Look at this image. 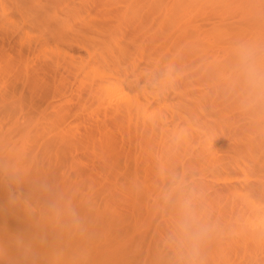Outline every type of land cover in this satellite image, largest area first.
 Instances as JSON below:
<instances>
[{
	"label": "rangeland",
	"instance_id": "obj_1",
	"mask_svg": "<svg viewBox=\"0 0 264 264\" xmlns=\"http://www.w3.org/2000/svg\"><path fill=\"white\" fill-rule=\"evenodd\" d=\"M6 1V0H5ZM5 1L3 0V2L5 3ZM31 1H33L34 3L33 4H31L32 2ZM37 1H38V4H37ZM29 0L28 2H31L30 4V6H27L29 3L28 2H26L25 0L24 1H22V0H19V2L17 1V3H16V1L15 0H10V2H12L13 4H12V7H11V3L9 2V0L8 1H6V4L4 5V7L6 6V7H9V11H8V15L9 16H11L10 14H12L13 15V21H14V23H15V25H19V23H20V25L22 26V24L24 23V21H25V24H23L24 26L25 25H27L28 27H29V29L30 30H32L31 28H33L34 29V31L32 30L31 31V33L32 32H36V34L35 33H33V35L35 34V36L39 33V34H41L42 35V37L44 38V41L45 42H48V44H50L51 42V47H54L55 48V46L56 47H59V49H61V50H59L60 51V53H58V54H61L62 52H63V55H57V57L56 58H53L54 56H55V54L53 53V54H48V52H46L45 54L46 55H39V58H38V60L36 59L37 57H38V54H41V53H37L36 54V50H38V48L35 50L36 52H35V55L37 56V57H32L33 59H35L34 61H30L28 58H30V55H32V56H35L34 55V52L32 53V54H30L29 56H28V54L29 53H27L26 55L28 56H24L25 55V52L23 53L22 52V50L23 49H21L22 47V45L20 46V43H19V41L22 39L23 40V38H20V37H18L17 38V36H21V34L19 33V31L17 32V31H15V33H16V35H15V33H14V30H13V32H11L10 30H8V28L7 29H5L4 30V27L5 26H1V25H3V23H4V25H6V23L5 22H3V20L2 19H4L3 17H2V19H0V34H3V35H0V36H2V38L4 39V41L1 39V37H0V44L1 43H3V42H5V40H7L6 41V43H4L6 46H4V48H5V52H6V50H7V52L9 53H7L8 55H7V58H6V53H4L5 54V58L6 59H1V60H5V61H3V62H0V65H3V66H1V67H3V68H1L0 67V76L2 77H0V93H3V94H5L6 93V91H4L5 90V88H6V90H7V92H8V90H10V88L8 87H6V85L5 84H7L8 86H9V82L11 83V81H13V84L11 83L10 85H12L13 86V88L16 86V88L18 89V91H17V89L16 88H14L13 90H14V92H18V94L17 93H15V95H14V93L12 92L11 93V95H13L12 97H13V101L14 100H16L18 97H20V96H22L21 95V93H19V91L22 89L23 91H24V93L25 94H28V96H29V94L31 95V97L34 99V100H29V99H31L30 97H28L29 99L27 100L26 99V103L27 102H29L30 104H34V101H35V104H37V105H35V108H39V111H41V110H44L45 111V114H47V118H46V120L45 121H47V122H49L50 124L52 123V125H53V127H49L50 129H52V128H54V129H56V130H54V129H52V132H53V134L55 135V133H54V131L55 132H57V131H59L60 129V131H62L63 129H67V130H69L68 128H70V132H72L71 131V128H72V130L74 129V131L73 132H75L78 136L77 137H79V138H81L82 139V141H83V143H82V147H80V149H78V151H76V154H79V156L81 155V160L83 161H81L80 159H77L78 161L80 160V162L81 163H83L84 165L82 166L83 168H84V171H86L85 172V175H84V178L82 177V176H80L79 178H77L78 180H80V178L82 177L85 181H86V178L87 179H89V178H91V179H93L95 176L96 177H99V173L101 174V173H103L104 175H107V177L110 179V178H112L111 177V173H112V175H113V172H114V169H113V172H111V170L112 169H109V168H111V166H114L113 164L112 165H107V163H109L110 164V157L108 158V157H106V159H109V161L108 160H106L107 162H105L104 163V161L105 160H102V159H104V156H106V154H104V153H106V152H103L102 150H101V147H99L100 145H99V141H97V143L98 144H96V143H90L91 141H88V143H87V139L89 138L88 136H90V134L92 133V131H93V135H96L97 136V133H100V134H98V136L100 137V138H102L103 136H107L108 134L106 133V132H109V135H110V138H111V136H112V138H114L113 140H118V144L120 145V143H124V146L123 147H127V149H126V147H125V149L127 150V152H130V151H132V150H137V149H140V146H141V149H143V150H141L140 149V151L138 150V153H137V151H135V152H133L132 151V153L130 152V156L129 157H132V155L134 154V153H137L139 156H141V157H143V158H141L140 160V164H139V170H138V172H140V173H137V175H142L143 177H139L138 176V180H139V182L141 183V182H144V181H146V185H144V183H143V186L145 187H148V188H146V191H145V189H144V187H143V191H145V192H147V189H148V195H153V194H151V188H152V190L154 191V192H152V193H154L155 195H153V197H157L156 198V204H155V207L153 208V213L154 212H156L155 214H151V212H150V215L148 216V214H147V210H144L143 209V211L144 212H146V213H144L141 209L142 208H140L139 209V207L140 206H138V213H142L141 215L140 214H138V215H140V216H142L143 218H144V216H143V214L145 215V216H147L148 218H149V220L148 221H151V222H153V223H151V227H153V226H157L156 227V229L157 230H159V231H156V229H155V231L153 232V233H156L155 235L157 236V232H161L162 233V235L163 236H165L167 239L169 238L172 242L171 243H175V242H173V237L174 236H172L173 234L174 235H176L175 234V232L173 231V229L175 230V228L173 227V223H174V220H176V219H174V217L176 218L177 217V220H178V218H180L179 220L181 221V223H185L186 221L189 223L190 221H192V223L191 224H193V222H197V223H199V222H203L204 221V223H210L209 225V229H210V231H211V234H213L212 236L213 237H215L216 236V238H217V234L219 235V238H221L220 240H221V242H223V246L224 247H227L229 250H226V249H223L225 252H223V253H227V255H229V256H231V257H233V259H235L234 260V262L236 261V262H239L240 261V263L242 262L241 260H243V258L244 257H247L248 255H250V256H248L249 258H246V259H244V264L246 263V264H253V262H254V264L256 263V264H264V260H262V259H264V253H261V252H264V247H261L260 245L257 247V244H255L254 242V246L252 247V245H253V243L251 244V247H249V251H246L247 249L245 248L246 246H245V243L247 244H249V242H243L244 241V239H243V237L245 236V235H243V233L245 234V232L246 231H248L249 232V230H250V227H249V229H248V226L249 225H247V224H244V223H247L249 220L248 219H246L247 217H248V215H250V217L249 218H251V217H255L256 216V211H258V212H260V214L261 213H264V210H262V208H264V201H262V200H264V199H262V197H264V195H262V194H264V104H262V103H264V102H260V104L259 105H261V107L258 105V103H257V105H255L254 103H253V101H252V98L249 96V93H248V89H247V86H246V84H245V82L243 83V81H245V79H243L244 78V75H243V73L241 72V49L243 48V46L244 47H252L251 45H250V43H248L247 45H243V44H239V45H241V47L239 48L240 50V53L239 52H236V53H238V54H236V53H232V50H231V52H230V48L228 49V45H230V46H232L231 44L233 43V36H235V33H236V31L237 30H239V29H241L243 26V29H245V31H246V28L247 27H249V28H247V35H246V33H245V35H246V37H245V39H247V38H249L248 40L249 41H251L254 37L255 38H257L256 39V41H255V44H254V47H252V48H254L256 51H257V53L259 54V56H264V55H261V54H264V46H261V44L262 43H264V39H262V38H264V36H262V35H264V0H226L227 1V5L225 4L226 3V1H222V2H220L219 4H218V2L216 1V2H209V1H207V4H205V1L204 2H202L203 4H205V5H202L201 7L199 6V5H201L202 3L200 2V4L199 3H197L196 1L193 3V2H188V3H190L189 5H188V3H187V6H188V8H189V10H188V8H184L183 7V9L184 10H186L185 11V13L183 12V14H186L187 16H189V17H187V16H185V21H183V22H186L187 21V26L189 27H175V28H173L174 26H172V25H169L170 24V21H169V19L167 18L169 15H168V13L170 12L169 11V9L171 10V8H174V7H170V6H174V5H171L172 3L171 2H174L173 0L170 2V0H163L164 2H162L161 1V3L160 4H157V6H150L148 3H147V1H145V0H114V1H112L111 0V2L109 1V0H106V1H108V3L105 1V0H46V1H48V2H46L45 0ZM45 2V3H43V2ZM50 1L52 2V6H49L50 5ZM55 1H57V2H55ZM61 3V6H60V3ZM62 1V2H61ZM72 1V2H71ZM201 1V0H200ZM1 2H2V0H1ZM7 2H9V3H7ZM21 2H22V5H19V7L18 6H16V4L18 5V3L19 4H21ZM42 2V3H41ZM54 2V3H53ZM83 2V4L81 5V3ZM139 2V3H138ZM160 2V1H159ZM167 2V3H166ZM199 2V1H198ZM225 2V3H224ZM35 3H36V5H35ZM39 3H41V5L39 4ZM49 3V4H48ZM69 3V4H68ZM166 3V4H165ZM196 3V4H195ZM229 3V4H228ZM54 4H56L55 6L57 7H55L54 6ZM147 4V5H146ZM151 4V3H150ZM7 5H9V6H7ZM26 5V6H25ZM33 5V6H32ZM42 5H45L46 6V9L45 10H51L52 9V11L54 10V17L56 18H58V20L60 21V26H61V23L63 22L62 20H64V17H66L65 18V20H66V22H69L70 20V22L72 23V24H70V26H67V27H69L71 30H73V31H70L69 30V28L68 29H66V28H63V27H61L62 29H66L67 31H68V34H66V32H65V35L63 36V34H62V37L64 38V41H63V39L61 38V36L60 35H58V37H55L56 38V40H54V42H53V40L52 39H50V42H49V38H47V34H48V32H49V34L52 36L53 34L55 35L56 33L58 34L59 32H56L55 33V30L54 31H52V29H50L52 32H54V33H51L50 32V30H47L48 28H55V29H57V31H58V27L56 28L55 26H57L58 24H59V22L57 23V25H56V23L55 22H57V20L55 19V21H51V18L50 19H48V21L47 20H45V18H46V16H45V18L43 19V24H47V25H43V24H41V28H42V30H40L41 28L39 27L40 25L39 24H37V23H39V22H41V21H36V19H34V16L32 17V15L34 14H37L38 13V11L40 12L41 11V6ZM47 5L50 7H47ZM59 5V6H58ZM64 5V6H63ZM127 7H125V6ZM166 5V6H165ZM177 5V4H176ZM224 5H226V7L224 6ZM186 6V7H187ZM195 6V7H194ZM218 6H221V7H218ZM222 6L224 7V8H222ZM30 7V8H29ZM63 7V8H62ZM70 7V8H69ZM71 7H72V9H71ZM149 9H148V8ZM158 7V8H157ZM176 7V6H175ZM194 7V8H193ZM30 11H28L27 9ZM43 8H44V6H43ZM76 8V9H75ZM119 8V9H118ZM157 8V9H156ZM166 8H169L168 9V11H167V9ZM195 8H197V9H195ZM198 8H200V10H198ZM219 8H221L220 9V12H219ZM8 9V8H7ZM11 9V10H10ZM62 9V10H61ZM75 9V10H74ZM124 9V10H123ZM135 9H137L136 11H135ZM223 9V10H222ZM20 10V11H19ZM24 10V11H23ZM45 10H42V11H45ZM57 10V11H56ZM61 11V13H62V16H64L63 18H62V16L60 15L61 13H60V11ZM64 10V11H63ZM74 10V11H73ZM79 10V11H78ZM149 10V11H148ZM151 10V11H150ZM153 10V11H152ZM155 10V11H154ZM192 10H194V11H192ZM226 10V11H225ZM233 10V11H232ZM11 11H12V13H11ZM23 11V12H22ZM36 11V12H35ZM59 11V12H58ZM63 11V12H62ZM135 13H134V12ZM144 11V12H143ZM191 11V12H190ZM203 11V12H202ZM233 12V14L231 13V12ZM15 12V13H14ZM17 12V13H16ZM18 12H20L22 15H24L23 17H25L26 18V16H27V19H28V21H29V23H28V21H27V19H21V18H23L22 16H19V14L20 13H18ZM27 12V13H26ZM32 12V13H31ZM34 12V13H33ZM56 12L58 13V14H56ZM68 14V16H67V14ZM70 12V13H69ZM80 12H81V14H80ZM107 12V13H106ZM129 12V13H128ZM157 12V13H156ZM168 12V13H167ZM177 12V11H176ZM182 12V11H181ZM187 12V13H186ZM202 12V13H201ZM205 12V13H204ZM225 12H226V14H225ZM14 13V14H13ZM29 13H31V14H29ZM79 14V16H74V14ZM87 13V14H86ZM89 13V14H88ZM99 13V14H98ZM121 13V14H120ZM134 13V14H133ZM139 15H138V14ZM141 13H143L142 15H141ZM160 13V14H159ZM191 13V14H190ZM224 13V14H223ZM18 14V15H17ZM20 14V15H21ZM64 14V15H63ZM66 14V15H65ZM73 15V17H70V15ZM75 14V15H76ZM92 14V15H91ZM130 14V16H128ZM149 16H148V15ZM151 14V15H150ZM156 14V15H155ZM198 14V15H197ZM204 14V15H203ZM57 15H59V16H57ZM82 15V16H81ZM85 15V16H84ZM88 15V16H87ZM100 15V16H99ZM153 15V16H152ZM162 15V16H161ZM195 15V16H194ZM201 15V16H200ZM224 15V16H223ZM231 17H230V16ZM233 15V16H232ZM29 16V17H28ZM61 16V18H59ZM85 18H84V17ZM132 16V17H131ZM178 16V15H177ZM221 16H223V17H221ZM228 16V17H227ZM15 17H16V19H15ZM38 18V16H36L35 15V18ZM49 17V16H48ZM67 17L69 18V20H67ZM83 17V18H82ZM94 18V20H92L93 18ZM99 17V18H98ZM149 19H148V18ZM198 19H197V18ZM245 17V18H244ZM247 17V18H246ZM18 18V19H17ZM30 18H32V19H30ZM40 18V17H39ZM38 18V20H40ZM53 18V17H52ZM75 19V20H73V19ZM87 18V19H86ZM90 18V19H89ZM133 18V19H132ZM143 18V19H142ZM151 18H154L153 20H151ZM226 18V19H225ZM253 18V19H252ZM259 18H260V20H259ZM21 19V20H20ZM81 19V21H79ZM130 19V20H129ZM193 19V21H191ZM197 19V21H195ZM245 19V20H244ZM5 20V19H4ZM24 20V21H23ZM65 20H64V22H65ZM85 20H86V22H85ZM124 20V21H123ZM259 20V21H258ZM262 20V21H261ZM47 21V22H46ZM49 21H51L53 24H54V26H53V24L52 23H49ZM75 21V22H74ZM76 21H77V23H76ZM91 21V22H90ZM96 21V22H95ZM97 21H99V22H97ZM131 21V22H130ZM138 21V22H137ZM160 21H163L162 23L164 24V26L162 25V26H158V24L159 25H161L162 23L160 22ZM191 21V22H190ZM220 21V22H219ZM253 21V22H252ZM254 21H256V24H255V22ZM261 21V22H260ZM3 22V23H2ZM17 22H18V24H17ZM23 22V23H22ZM37 22V23H36ZM45 22V23H44ZM125 22L127 23V24H125ZM141 22V23H140ZM156 22V23H155ZM197 24H200V25H195L196 23ZM244 22H245V24H244ZM249 23V25L250 26H252V25H254L255 26V28L257 29H254V28H252V31L251 32H253L254 33V35H256L255 34V31H253V30H256V32H259V33H257V37L256 36H253V33H249V31L248 30H250L251 28H250V26L248 25L247 26V24ZM253 24H252V23ZM259 22V23H258ZM22 23V24H21ZM79 23H82V24H79ZM83 23H85L86 24V26H84L85 27V29H83L84 27H82L83 25H85V24H83ZM96 23V24H95ZM138 23V24H137ZM161 23V24H160ZM221 23H223V25L221 24ZM226 23V24H225ZM233 23H238V24H233ZM240 23H242V24H240ZM30 24V25H29ZM76 24H77V26H76ZM89 24H91V25H93V27L92 26H90ZM98 24V25H97ZM134 24V25H133ZM136 24V25H135ZM202 24H203V27H202ZM233 24V25H232ZM14 25V24H13ZM15 25H14V27H15ZM19 25V26H20ZM67 25H68V23H67ZM80 25V26H79ZM96 25V26H95ZM117 25H118V27H117ZM120 25V26H119ZM150 25V26H149ZM168 25H169V27H168ZM192 25H193V27H192ZM214 25V26H213ZM223 27H222V26ZM239 25V26H238ZM257 25V26H256ZM7 26V25H6ZM50 26V27H49ZM59 26V25H58ZM79 26V27H78ZM87 26H90V27H87ZM95 26V27H94ZM116 26V27H115ZM139 26V27H138ZM191 26V27H190ZM196 26V27H195ZM217 26V27H216ZM225 26H226V28H225ZM228 26V27H227ZM230 26V27H229ZM237 28H236V27ZM8 27V26H7ZM26 27V26H25ZM28 27H26V28H28ZM80 27H82V29L80 28ZM87 27V28H86ZM98 27V28H97ZM158 27L160 28V30L158 29ZM201 27V28H200ZM210 27H211V29H210ZM219 27H221V28H219ZM235 27V28H234ZM253 27V26H252ZM40 28V29H39ZM44 28H45V30H44ZM53 28V29H54ZM73 28V29H72ZM163 28V29H162ZM172 28H173V30H172ZM188 29V31H187V29ZM197 28H199V32L200 33H198V29ZM208 29V31H207V29ZM217 28V29H216ZM219 28V29H218ZM239 28V29H238ZM259 28V29H258ZM35 29H38V30H35ZM89 29V30H88ZM93 29V30H92ZM161 29H162V31L164 30V32H162L161 31ZM166 29H167V31H169V29H170V31L172 30V32H167L166 31ZM184 30V32H183V30ZM190 29H192L191 31H190ZM202 29V30H201ZM204 29V30H203ZM206 29V30H205ZM214 29L216 30V31H214ZM221 29V30H220ZM225 29H226V31H225ZM233 29V30H232ZM44 30V31H43ZM65 30V31H66ZM75 30L77 31V33L75 32ZM95 30H97V32L95 31ZM103 30H105V31H103ZM211 30V32L210 33H212V32H216V33H212V36H214V37H212L211 36V34H208V32ZM217 30H220L222 33H224V36H223V34L221 33V32H219V31H217ZM224 30V31H223ZM236 30V31H235ZM260 30V31H259ZM2 31V32H1ZM5 31V32H4ZM42 33H41V32ZM89 31V32H88ZM187 31V32H186ZM193 31H195L194 33H193ZM207 31V33H205V32ZM232 31V32H231ZM233 31H234V33H233ZM6 32H8L7 34H6ZM38 32V33H37ZM47 34H46V33ZM63 32V31H62ZM72 32H73V34H72ZM75 32V33H74ZM95 32V33H94ZM102 32V33H101ZM189 32H191L192 34H191V36H190V33ZM203 34H202V33ZM262 34H261V33ZM17 33H19V34H17ZM173 33H174V35H173ZM180 33V35H177V34H179ZM189 33V34H188ZM197 34V37H196V34ZM226 33V34H225ZM249 33V34H248ZM59 34H61V32L59 33ZM74 34H75V37H74ZM94 34V36H92ZM103 34V35H102ZM115 34V35H114ZM117 34H119V35H117ZM167 34V35H166ZM169 34H171V36L169 35ZM193 34H195V35H193ZM214 34H216V35H214ZM250 34H252V36L250 35ZM258 34H260V37H259V35ZM78 35H81V36H78ZM90 35V36H89ZM163 35V36H162ZM164 35H166V38H167V40L165 39V36ZM184 35V36H183ZM193 35V36H192ZM218 35H220V36H218ZM248 35H250V36H248ZM38 36H40V35H38ZM65 36H67L66 38H65ZM77 36V37H76ZM84 36V37H83ZM92 36V37H91ZM179 36V37H178ZM182 36V37H181ZM186 36V37H185ZM195 36V37H194ZM205 36H207V37H205ZM208 36H209V39H207L208 38ZM10 37V38H9ZM49 37V36H48ZM72 37H73V39H72ZM79 37H81V38H79ZM186 38V40H185V38ZM188 37V38H187ZM190 37H192V39L194 38V40H191L190 39ZM200 37L202 38L201 40H200ZM231 37V38H230ZM253 37V38H252ZM262 37V38H261ZM33 38V37H32ZM35 38V37H34ZM33 38V39H34ZM37 36H36V38H35V40H37ZM54 38V37H53ZM54 38V39H55ZM61 38V39H60ZM84 38H86V40L84 39ZM109 38V39H108ZM170 38V39H169ZM178 38V39H177ZM198 38V39H197ZM220 38V39H219ZM222 38V39H221ZM252 38V39H251ZM259 38H260V40H262L261 42L259 41ZM19 39V40H18ZM73 41H72V40ZM82 39V40H81ZM88 39V40H87ZM94 39V40H93ZM98 39V41L96 42V40ZM168 39H169V41H168ZM189 39V40H188ZM196 39V40H195ZM205 39V40H204ZM207 39V40H206ZM219 39V40H218ZM225 39H226V41H225ZM38 40H41V39H38ZM37 40V41H38ZM43 40V39H42ZM59 40V41H58ZM61 40V41H60ZM74 40H75V42H74ZM84 40V41H83ZM167 42H166V41ZM174 40V41H173ZM185 40V41H184ZM193 42V43H191V41ZM212 40H214V41H212ZM216 40V41H215ZM221 40V41H220ZM253 40H252V42H253ZM16 41H18V42H16ZM71 41V42H70ZM101 41V42H100ZM165 41V43H163ZM180 41V42H179ZM182 41H183V43H182ZM9 42V43H8ZM41 43H42V41H40ZM58 42V43H57ZM68 42V43H67ZM69 42H70V44H69ZM74 42V44H72ZM116 43V45H113V44H115ZM185 42V43H184ZM189 44H191L190 46H192V47H189V45H188V43ZM194 42H202L201 44L200 43H194ZM203 42H205L204 44H203ZM220 42V43H219ZM232 42V43H231ZM259 44H258V43ZM16 43V44H15ZM17 43H19L18 45H17ZM62 43V44H61ZM90 43V44H89ZM105 43H107V44H105ZM111 43V44H110ZM169 44V46H168V44ZM173 44L172 46H175V47H172L170 44ZM211 43H214V44H211ZM220 44V45H217V44ZM223 43V44H222ZM226 43V44H225ZM254 43V42H253ZM253 43H251V44H253ZM257 43V44H256ZM40 44V43H39ZM38 44V45H39ZM53 44V45H52ZM72 44V45H71ZM77 44V45H76ZM102 45V47L104 46L105 47V49H107V50H105V51H107V52H105V51H103V49H104V47H103V49H101V47H100V49H99V46L98 45ZM167 44V45H166ZM198 44V45H197ZM211 44V45H210ZM8 45H10V46H8ZM61 45V46H60ZM80 45V46H79ZM122 45V46H121ZM166 45V46H165ZM208 45H209V47H208ZM236 45H238V43L236 44ZM255 45H257V46H255ZM1 47H2V44L0 45ZM8 46V47H7ZM40 46H41V44H40ZM68 46V47H67ZM79 46V47H78ZM81 46H83V47H81ZM186 46H187V51L185 50L186 49ZM200 46V47H199ZM220 46V47H219ZM227 46V47H226ZM11 47V48H10ZM50 47V48H51ZM62 47L64 48V49H62ZM119 47H120V49H122L123 47V51H126V52H124V53H126V54H123V52H122V50H120L121 52H122V55L120 54V51H119ZM206 49H205V48ZM212 47V48H211ZM69 50H68V49ZM91 48V49H90ZM112 48H114V49H112ZM115 48L116 49H118L117 51L115 50ZM184 48V49H183ZM202 48V49H201ZM1 49V48H0ZM9 49V50H8ZM12 51H11V50ZM21 49V50H20ZM40 49V48H39ZM67 49V51H66V54H65V50ZM99 49V50H98ZM109 49H110V51H109ZM201 49V50H200ZM208 49H210V50H208ZM2 50H4V49H2ZM57 50H58V48H57ZM64 50V51H63ZM112 50V51H111ZM182 50H184V51H186V52H184V51H182ZM200 50V51H199ZM203 50V51H202ZM217 50H219V51H217ZM229 50V51H228ZM10 51H11V53H10ZM18 51V52H17ZM93 51V52H92ZM96 51V52H95ZM102 51V52H101ZM119 51V52H118ZM129 51H131V52H129ZM214 51V52H213ZM225 51V52H224ZM228 51V52H227ZM18 54H17V53ZM19 52H22L21 54L24 56H22L21 54V57H23V58H26L27 57V59L28 60H26V59H24V61L23 62H21V60L20 59H23V58H20L19 57ZM39 52V51H38ZM67 52H70V53H68L67 54ZM92 52V53H91ZM97 52L99 53V54H97ZM207 52H208V54H207ZM222 52V53H221ZM14 53V54H13ZM51 53V52H50ZM91 53V54H90ZM104 53V54H103ZM112 53V54H111ZM214 55H213V54ZM218 53H220L219 55H218ZM15 54H17V55H15ZM211 54V55H210ZM224 56H222V55ZM227 54V55H226ZM229 54V55H228ZM232 54V55H231ZM9 55L13 58H11V57H9ZM48 55V56H47ZM71 55V56H70ZM73 55V56H72ZM94 55H95V57H94ZM98 55H101V57H100V59L103 61V60H105V62H106V60H107V62H109L108 61V59L110 60V63H107V64H111L112 63V61H113V59H112V57L114 56V59L116 58V56L118 55L120 58H121V56H122V58H124V57H126V58H124V59H120V60H127V58H128V62L126 61V65L124 66L123 64V67H121V69L122 70H124V72H126V73H124V76L126 77V75H127V77H128V80H130V79H132L133 77L135 78H133L132 80H136V82H137V84H136V82L134 83V81H132V80H130V82L133 84H135V86H134V84H133V86L134 87H132V86H130V85H132L131 83L129 84V83H127V85L129 84V87H130V89H129V91L130 92H133V93H135L136 95H138L139 96V98H140V100H141V102L143 103V104H145V103H148V104H145V106L147 107V110H146V107H144V106H142L143 107V109L142 110H144V108H145V110L144 111H142L141 109H140V113L141 112H143V114L144 115H142V113L140 114V115H142V116H140L139 117V119H138V123L139 122H141V123H139L140 124V126L139 127H137V128H139L137 131H135V133H134V130L133 129H135L134 127V125L133 126H131L130 128L131 129H129V127L128 126H130V124L128 125V124H126L127 122V120H123L122 122V124H124V125H120V122H121V119L120 118H118L117 116H115L113 113H112V111H113V109L111 108V107H107L106 109L107 110H105V108H104V106H103V108L101 107L102 105H104V103H103V101H101L100 102V100H98L97 99V97H96V95L94 94V93H90V91H89V82H88V80H86L85 79V82H82V77L81 76H83V74H85V70H82V69H80V66L79 65H82L80 62H78L79 60H81V61H90V59H91V57H94L96 60L97 59H99V56ZM107 55V57L108 58H106L105 56ZM111 57H110V56ZM125 55V56H124ZM127 55V56H126ZM208 55V56H207ZM210 55V56H209ZM226 55V56H225ZM235 55V56H234ZM117 56V57H118ZM212 56L214 57L215 56V60H214V58H212ZM221 58H220V57ZM228 56V57H227ZM68 57H71L70 59L68 58ZM212 59H211V58ZM233 57V58H232ZM235 57V58H234ZM9 58H11V59H9ZM17 58V59H16ZM20 58V59H19ZM44 60H43V59ZM73 58V59H72ZM80 58V59H79ZM104 58V59H103ZM208 58L211 60V61H209L208 60ZM218 58V59H217ZM219 58L221 59V60H219ZM223 58V59H222ZM225 58V59H224ZM261 58H264V57H261ZM72 59V60H71ZM94 59V60H95ZM217 59V60H216ZM236 59V60H235ZM6 60H9L8 62L9 63H11V61H13V60H16V61H13V64L11 63L10 65H11V68H12V73H10L9 72V68H10V66H7V64L5 63L6 62ZM20 60V61H19ZM51 60H53L52 61V63H51ZM63 60V61H62ZM65 60H70V61H72L71 63L70 62H67V61H65ZM75 60V61H74ZM93 59H91V61H92ZM133 60H135V62L133 61ZM137 60V61H136ZM214 60V61H213ZM219 60V61H218ZM224 60V61H223ZM234 60V61H233ZM240 62H239V61ZM26 61H28V64L27 65H29V64H31V65H29V66H26L25 67V63H26ZM30 61V62H29ZM36 61V62H35ZM43 61V62H42ZM48 61H50V62H48ZM64 61L66 62L65 64H64ZM77 61V62H76ZM84 61V62H85ZM100 61V60H99ZM99 61H97V64H98V66L100 67H102L103 65V63L104 62H102V64L101 63H99ZM134 63H133V62ZM141 61V62H140ZM208 61V62H207ZM236 61V62H235ZM238 61V62H237ZM31 62H34V65H33V63H31ZM41 62V63H40ZM55 64H54V63ZM58 62V63H57ZM75 62V63H74ZM124 62V61H123ZM137 62V63H136ZM212 62V63H211ZM213 62H214V64H213ZM223 62H224V64H223ZM229 62V63H228ZM231 62V63H230ZM9 63H8V65H9ZM14 63H15V65H14ZM21 65H19V64ZM46 63H47V65H46ZM80 63V64H79ZM141 63V64H140ZM208 63V64H207ZM216 63V64H215ZM220 63V64H219ZM234 63H235V65H234ZM60 64V65H59ZM77 64H79V65H77ZM101 64V65H100ZM125 64V63H124ZM128 64V65H127ZM137 64V65H136ZM211 64H213L214 65V67L211 65ZM233 64V65H232ZM13 65V66H12ZM18 65V66H17ZM36 65V66H35ZM79 66V67H76V68H78V69H76L74 66ZM106 65V64H105ZM131 65V66H130ZM208 65H210V66H212V68L210 67H207ZM216 65V66H215ZM222 65H223V67H225L224 68V70H223V68H222ZM31 66V67H30ZM33 66H34V68H33ZM134 66H135V68H134ZM137 66L139 67V68H137ZM239 66V67H238ZM4 67H9L8 68V71H6L7 73H10V74H6V72L4 71V70H6L7 68H4ZM18 67H20V68H18ZM23 67V68H22ZM25 67V68H24ZM39 67H40V69H39ZM54 67V68H53ZM100 67V69H103L104 70V68H105V71H107L108 73H109V70L110 71H112L111 69H106V67L104 66L103 68H101ZM110 68L112 67V69H113V66H109ZM216 67V69H214ZM218 67V68H217ZM229 67V68H228ZM10 68V69H11ZM26 68H28V72H29V77H30V75H31V77L33 78V77H36V78H38L36 81L38 82V84L37 85H39V84H41L42 82V80H43V83H42V85H43V87H41L42 85H40V87H41V89L39 88V86L36 88V87H34L36 84H35V82H34V86L33 85H31V83H32V81L34 80H30L31 81V83L29 84V85H31V86H33L32 88H28L27 86H28V83L26 82V83H23V81L25 82V80L27 81V77H28V75H27V71H26V75H27V77L24 79V78H22V76H23V72H25V69ZM1 69H4V70H2V71H4V72H2L1 71ZM16 69V70H15ZM18 69V70H17ZM24 69V70H23ZM31 69V70H30ZM33 69H35V70H33ZM38 69H39V71H38ZM46 69V70H45ZM99 69V68H98ZM207 69V71H204V70H206ZM212 69V70H211ZM214 69V70H213ZM20 70V71H19ZM43 70V71H42ZM53 70V71H52ZM71 70V71H70ZM79 72H78V71ZM82 70V71H81ZM103 70H102V72H103ZM210 70V71H209ZM217 70H219L220 72H219V74H218V71ZM15 71H16V73L18 72V74H16L15 73ZM23 71V72H22ZM48 71V72H47ZM52 71V72H51ZM215 72V73H213V72ZM224 71V72H223ZM232 71V72H231ZM1 72L2 73H4V74H6V75H2L1 74ZM20 72V73H19ZM21 72H22V74H21ZM38 72V73H37ZM75 72H77V73H75ZM80 72H81V75H80ZM83 72V73H82ZM140 72H141V74H140ZM205 72V73H204ZM211 72V73H210ZM229 72V73H228ZM31 73H33V74H31ZM121 73V72H120ZM163 73V74H162ZM235 73V74H234ZM15 74V75H14ZM21 74V75H20ZM39 74V76H37ZM43 74V75H42ZM77 74V75H76ZM135 74V75H134ZM203 74V75H202ZM213 74H215L214 76H213ZM222 74V75H221ZM10 75H13V76H10ZM21 76V77H18V76ZM36 75V76H35ZM41 75V76H40ZM47 75V76H46ZM76 75V76H75ZM206 75V76H205ZM239 75V76H238ZM243 75V76H242ZM8 76H9V78H11V77H13L14 79H9L8 78ZM42 76H43V78H42ZM85 76V75H84ZM205 76V77H204ZM213 76V77H212ZM216 76V77H215ZM219 78H218V77ZM23 77H25V75L23 76ZM30 77V78H31ZM51 77H52V79H51ZM78 77H80V78H78ZM204 77V78H203ZM222 77V78H221ZM242 77V78H241ZM4 78V79H3ZM6 78H7V80H6ZM19 78V79H18ZM31 78V79H32ZM75 78H77V79H75ZM215 78H217V79H215ZM221 78V79H220ZM224 78H226V79H224ZM22 79V80H21ZM24 79V80H23ZM40 79V80H39ZM42 79V80H41ZM127 79V78H126ZM125 79V80H126ZM219 79V80H218ZM9 80H11V81H9ZM45 80H47L46 82H45ZM51 80V81H50ZM55 80V81H54ZM81 80V83H79V81ZM221 80V81H220ZM229 81V82H227V81ZM239 80V81H238ZM29 81V82H30ZM54 81V82H53ZM59 81V82H58ZM232 81H233V83H232ZM238 82L239 84H237V86H236V84L234 83V82ZM7 82V83H6ZM36 82V83H37ZM86 82H88V84L86 83ZM127 82H129V81H127ZM226 82V83H225ZM61 83V84H60ZM242 83H243V85H242ZM22 84H24L23 85V87H22ZM44 84L46 85V86H44ZM52 84H54V85H52ZM77 84V85H76ZM47 85H49L50 87H48ZM227 85H229V86H227ZM245 85V86H244ZM31 86H29V87H31ZM58 86H60V87H58ZM232 86V87H231ZM5 87V88H4ZM11 87V86H10ZM45 87H47V91L45 90ZM55 87V88H54ZM128 87V88H129ZM135 87H136V90H135ZM138 87V88H137ZM231 87V88H230ZM234 87V88H233ZM4 88V89H3ZM26 88V89H25ZM33 88H35V89H33ZM80 88V89H79ZM84 88V89H83ZM12 89V88H11ZM20 89V90H19ZM31 89V90H30ZM37 89V91H34V90H36ZM38 89H40L41 91H46L45 93L46 94H43L44 92H41L40 90H38ZM50 89V90H49ZM82 89V90H81ZM86 89V90H85ZM227 91H226V90ZM234 89V90H233ZM27 90H29V91H27ZM32 90L34 91V93L32 92ZM55 92H54V91ZM57 90V91H56ZM84 90V91H83ZM229 90V91H228ZM238 90V91H237ZM12 91V90H11ZM10 91V92H11ZM42 93H40V92ZM89 91V92H88ZM225 91V93L224 94H222L223 92ZM243 91V92H242ZM10 92H8V94H5V95H10ZM232 92V93H231ZM246 92V93H245ZM33 93V94H32ZM38 93V94H37ZM53 93V94H52ZM57 95H56V94ZM59 93V94H58ZM64 93V94H63ZM236 93V94H235ZM19 94H20V96H19ZM24 94V95H25ZM41 96H40V95ZM144 94H145V96H144ZM204 94V95H203ZM231 96H230V95ZM37 95H39V97L37 96ZM47 96V97H44L43 98V96ZM79 95H80V97H79ZM94 95H95V97H94ZM206 95V96H205ZM219 95H221L220 97H219ZM227 95V96H226ZM229 95V96H228ZM233 95H235V96H233ZM246 95V96H245ZM25 96H27V95H25ZM81 96H83V97H81ZM150 96H152V97H150ZM154 96V97H153ZM198 97L197 99H196V97ZM202 98H201V97ZM205 98H204V97ZM23 97V96H22ZM21 97V98H22ZM37 97V98H36ZM42 97V98H41ZM144 97H145V99H144ZM209 97V98H208ZM25 97H23V99H24ZM27 98V97H26ZM41 98V99H40ZM48 98V99H47ZM151 100H150V99ZM155 98V99H154ZM200 98V99H199ZM244 98V99H243ZM20 99V98H19ZM23 99H20V100H23ZM37 99H39V100H37ZM45 99V100H44ZM79 99V100H78ZM81 99V100H80ZM199 99V100H198ZM202 99V100H201ZM206 99V100H205ZM215 99V100H214ZM221 99H222V101H221ZM223 99H224V101H223ZM18 100V99H17ZM25 100V99H24ZM23 100V102H25ZM43 102H41V101ZM90 101V103H93V104H90L89 103V101ZM93 100H94V102H95V104H94V102H93ZM96 100V101H95ZM217 100V101H216ZM52 101H53V103H52ZM78 101V102H77ZM80 101V102H79ZM180 101H181V103H180ZM182 101H183V103H182ZM189 101V102H188ZM17 102V101H16ZM47 102V103H46ZM98 102L99 103H102V104H98ZM198 102H200V104L197 103ZM210 102H212V103H210ZM25 103V104H26ZM55 103H57V104H55ZM82 103V104H81ZM185 103V104H184ZM190 103H192V105L190 104ZM195 103V104H194ZM24 104V103H23ZM30 104H27L28 106H30ZM49 104V105H48ZM81 104V105H80ZM84 104V105H83ZM87 104V105H86ZM88 104H89V106L90 105H92L91 107H90V112L88 111L89 109H88ZM42 105V106H41ZM99 105V106H98ZM178 105H179V107H178ZM189 105V106H188ZM191 105V106H190ZM196 105H197V107H196ZM201 105V106H200ZM27 106V107H28ZM36 106H38V107H36ZM48 106V107H47ZM50 106V107H49ZM54 106V107H53ZM86 106H87V108H86ZM105 106H107V105H105ZM255 106H256V108H255ZM24 107V106H23ZM26 107V106H25ZM27 107H26V109H27ZM56 107V108H55ZM59 107H61V109L59 108ZM63 107V108H62ZM64 107L66 108V110L64 109ZM80 107V108H79ZM99 107H101L100 109H99ZM149 107V108H148ZM195 107H196V109H195ZM200 109H199V108ZM85 108H86V110H85ZM91 108H92V110H91ZM36 109V110H37ZM58 109H60V111H58ZM63 109H64V111H63ZM84 109V110H83ZM99 110V113H97V112H95L96 110ZM112 109V110H111ZM195 109V110H194ZM197 109H199V111L197 110ZM95 110V111H94ZM103 110H105L104 112H103ZM168 110V111H167ZM172 110V111H171ZM174 110V111H173ZM191 110V111H190ZM202 110V111H201ZM23 111H25L24 109H23ZM38 111V110H37ZM51 111V112H50ZM61 111L62 112H64L63 114H64V117H65V115H66V119L63 121L64 122V124L62 125L61 123H60V120H59V118L57 117V116H61L62 115V113H61ZM66 111V112H65ZM70 111H71V113H70ZM77 111H78V113H77ZM87 111V112H86ZM92 111V112H91ZM108 111V112H107ZM149 111V112H148ZM184 111V112H183ZM186 111H188V114H187V112ZM190 111V112H189ZM192 111H194L195 113H196V116H194L195 114L194 113H192ZM57 112H58V114L59 115H56L57 114ZM107 112V113H106ZM176 112V113H175ZM179 112V113H178ZM181 112H183V115H184V117L182 116V114H181ZM186 112V113H185ZM21 114H22V112H20ZM33 113V112H32ZM31 113V114H32ZM52 113H55V114H53L54 116H56V117H54L53 115H52ZM92 113V114H91ZM94 113V114H93ZM101 113V114H100ZM134 113V112H133ZM148 113V114H147ZM185 113V114H184ZM194 114L193 116L194 117H196V119L194 118L193 120H192V114ZM36 113H34V114H32L33 115V119H31V120H29V119H26L27 120V123L29 122V121H31L32 122V120H33V122L30 124L31 125V127H30V125H29V127L27 126V123H25L26 125H24V127H22V125H21V127L23 128V129H21V127H19V126H16L15 124H13V130H12V134L13 133H15V134H18L19 132H21V133H19L18 134V136L17 135H15L14 136V138H16V136L18 137V138H21V136H20V134H22V131H25L27 128H29V130L27 129L26 131L28 132V134L30 135V136H33V137H31V141L33 140V139H35V140H33L32 142L33 143H35L34 141H36V143H37V141H39L40 143L42 142V141H40L41 139L43 140V138L41 137V136H39L40 137V139H39V137H38V134L39 133H41L40 135H42V136H44V133H46L45 132V130L44 131H42V128H41V124L40 123H38V122H40V121H37V119H38V117L36 118V122L39 124V126H37L36 124L34 125L33 123H34V115H35ZM48 114H50L51 116H49ZM69 114V115H68ZM78 114V115H77ZM89 114V115H88ZM149 114H151V115H149ZM158 114V115H157ZM181 115V117H180V115ZM15 115H19L18 113L16 114L15 113ZM29 115V114H28ZM28 115L27 116H25V117H23V115H20V116H18V121H19V123L21 124H24L23 123V121L24 122H26L25 121V118L26 117H28ZM83 115V116H82ZM90 115H92V116H90ZM100 115V116H99ZM111 115V116H110ZM135 115V114H134ZM133 115V116H134ZM139 114H136L134 117V119H132V120H134V123L135 122H137V121H135V119L137 120V116H138ZM165 115V116H164ZM179 115V116H178ZM188 115V116H187ZM30 116V115H29ZM94 116H95V118H94ZM96 116H97V118H96ZM148 116V117H147ZM152 116H154V119L151 117ZM157 116H158V118H157ZM185 116H187V117H185ZM17 117V116H16ZM163 117V118H162ZM165 117V118H164ZM183 117V118H182ZM21 118H22V120H21ZM49 118L50 119H53V120H50L49 121ZM57 118H58V120H57ZM78 118V119H77ZM141 118V119H140ZM142 118H143V120H142ZM146 118H148L149 120H147ZM185 118V119H184ZM61 119H62V117H61ZM153 119V120H152ZM162 119V120H161ZM163 119H164V121L166 122V123H164L163 122ZM186 119H188L187 121L188 122H185L184 123V121H186ZM200 119V120H199ZM206 119V120H205ZM63 120V119H62ZM67 120V121H66ZM98 120V121H97ZM119 122H117V121ZM144 121L143 123H142V121ZM204 120V121H203ZM208 120V121H207ZM20 121H22V122H20ZM76 121V122H75ZM79 121V122H78ZM125 121V122H124ZM195 121V122H194ZM198 121V122H197ZM199 121H201V122H199ZM6 122V121H5ZM35 122V123H36ZM73 122H75L74 124H73ZM133 122V121H132ZM131 122V123H132ZM161 122V123H160ZM193 122V123H192ZM67 123V124H66ZM72 123V124H71ZM77 123H78V127H77ZM120 125V128L118 127L119 125ZM138 123H135L136 124V126H137V124ZM146 123V127H144L145 124ZM187 123H189V125L187 124ZM199 125H198V124ZM55 124V125H54ZM98 124V125H97ZM102 124V125H101ZM138 124V125H139ZM142 124V125H141ZM148 124H150V125H148ZM184 124V125H183ZM200 124H202V125H200ZM32 125H33V127H32ZM104 125V126H103ZM116 125V126H115ZM118 125V126H117ZM128 125V126H127ZM149 127H151V128H153V129H148V126ZM171 125V126H170ZM17 128H16V127ZM34 126H36L35 128H34ZM71 126H74V128L73 127H71ZM128 128H127V127ZM174 126V127H173ZM37 127H39L38 129H40V130H38L37 129ZM103 127V128H102ZM162 127V128H161ZM169 127V128H168ZM173 127V129H170V128H172ZM20 128V129H19ZM33 128V129H32ZM49 128H45L46 129V131L48 132V130L51 132V130L49 129ZM125 128V129H124ZM127 128V129H126ZM136 128V129H137ZM147 128V129H146ZM185 128H187L186 130H184ZM16 129H18V130H20V131H18L17 130V132L18 133H16L15 131H16ZM32 129V130H31ZM35 129V130H34ZM36 129L39 131L38 132V134L36 135ZM108 129V130H107ZM118 129V130H117ZM135 129V130H136ZM140 129H141V131H140ZM163 129V130H162ZM176 129H177V131L178 132H180V133H178L177 131H176ZM191 129V130H190ZM198 129V130H197ZM31 130V131H30ZM105 130H106V132H105ZM125 130V131H124ZM128 130V131H127ZM131 130H133V131H131ZM148 130V131H147ZM150 130V131H149ZM166 130H168L167 131V133L165 134V132H166ZM181 130H184V131H181ZM14 131V132H13ZM96 131V132H95ZM100 131V132H99ZM121 131V132H120ZM140 131V132H139ZM172 131V132H171ZM36 132V133H35ZM51 132V133H52ZM150 132V133H149ZM156 132V133H155ZM171 132V133H170ZM177 132V133H176ZM183 132V133H182ZM24 133V132H23ZM31 133V134H30ZM43 133V134H42ZM49 133V132H48ZM94 133H96V134H94ZM103 135H102V134ZM115 133V134H114ZM129 133H131V134H135V135H129ZM138 133H140V134H138ZM163 133V134H162ZM173 133V134H172ZM196 133V134H195ZM47 134V133H46ZM105 134V135H104ZM107 134V135H106ZM150 134V135H149ZM158 134V135H157ZM170 134V135H169ZM51 135V136H50ZM53 135V136H54ZM108 135V136H109ZM122 135V136H121ZM139 135H140V137H139ZM148 135V136H147ZM187 135H190V139H193V142H192V140L190 141V139L189 138H186V137H189V136H187ZM195 137V138H193V136ZM20 136V137H19ZM29 136V137H30ZM37 136V137H36ZM50 136V138H52L53 136H52V134H48V137ZM96 136H95V141H96ZM127 136H128V138H127ZM133 136H137L136 138L135 137H133ZM153 136H154V138H153ZM179 136V137H178ZM186 136V137H185ZM202 136V137H201ZM36 137V138H35ZM48 137H47V135H46V139H48ZM151 137H152V139H151ZM158 139H157V138ZM161 137V138H160ZM168 137V138H167ZM178 137V138H177ZM181 137H183V138H181ZM17 138V139H18ZM33 138V139H32ZM38 138V139H37ZM104 138V137H103ZM107 138H109V137H107ZM123 138H125V139H123ZM137 139L138 140V142L136 141H134L135 139ZM146 138V139H145ZM160 138V139H159ZM175 138H177V139H175ZM197 138H199V139H197ZM208 138V139H207ZM45 139V137H44V140H46ZM121 139H122V141H121ZM155 139V140H154ZM171 139V140H170ZM175 139V141H174V143H173V140ZM184 139H186V140H184ZM101 140V139H100ZM120 140V141H119ZM131 140H133V141H131ZM140 140L141 141H143L144 142V144H143V142H141V143H139L140 142ZM159 142H158V141ZM164 140V141H163ZM169 140V141H168ZM189 140V141H188ZM198 140H200V141H198ZM208 140H210L208 143H207V141ZM177 141V142H176ZM185 141V143H183ZM189 143H188V142ZM196 141V142H195ZM101 142V141H100ZM180 142V143H179ZM190 142H192L193 144H191ZM198 142V143H197ZM36 143H35V145H36ZM92 144V145H90V144ZM129 144L128 146L130 147V148H128V146H127V144ZM139 143V148H138V144ZM148 143V144H147ZM157 143H158V145L159 146H157ZM161 143V144H160ZM167 143V144H166ZM196 143V144H195ZM204 143V144H203ZM97 145V146H95V147H99L97 150H95V151H99V153H103L102 154V159L101 158H99V153L98 152H96V154L98 153L99 155L97 156L96 154H93L92 153V151H91V149L90 148H92L91 146H93V148H95L94 147V145ZM117 144V146H119ZM156 144V145H155ZM195 144V145H194ZM203 144V145H202ZM206 144V145H205ZM41 144H39V145H37L36 147H38V146H40ZM84 145H86L85 147H84ZM89 145H90V147H89ZM149 145V146H148ZM161 145V146H160ZM170 146V145H172V147H173V150L174 151H172V147L170 148V147H168V146ZM176 145V146H175ZM180 145H181V147H183V146H185V148H181L180 147ZM186 145H192L191 147H189V146H187L186 147ZM212 145V146H211ZM79 146V145H78ZM81 146V145H80ZM132 146H134V147H137V148H134V147H132ZM146 146H147V148H146ZM89 147V148H88ZM123 147H119V148H123ZM160 147V148H159ZM162 147V148H161ZM164 147H166V148H164ZM180 147V148H179ZM196 147V148H195ZM207 147H211V151H212V148H213V151H215V154H213V151L211 152L210 151V149H206ZM39 148V147H38ZM168 148H170V149H168ZM188 148V149H187ZM190 148V149H189ZM37 149V148H36ZM96 149V148H95ZM118 149V148H117ZM130 151H129V150ZM158 149H160V150H158ZM162 149H163V151H162ZM169 150V154L172 156V157H170V155L168 154V150ZM179 150V152L180 153H178V151L177 150ZM186 150V152L187 153H183L184 152V150ZM193 149V150H192ZM197 149V150H196ZM89 150V151H88ZM100 150H101V152H100ZM105 150V149H104ZM118 150H124V149H118ZM170 150L172 151V152H174L175 154H172V152L170 153ZM181 150V151H180ZM93 151H94V149H93ZM106 151V150H105ZM122 151H120V152H122ZM144 151V152H143ZM166 151V152H165ZM176 151V152H175ZM189 151V152H188ZM196 151V152H195ZM84 154H83V153ZM139 152H141V154L139 153ZM143 152V153H142ZM150 153V154H148V153ZM163 152H164V154H163ZM200 152V153H199ZM89 153L91 154V157H88V156H90L89 155ZM167 154V157H166V154ZM181 153H183L182 155H181V157H183L182 158V160L180 159V156H178L176 159H175V157H173L174 155L176 156L177 154L178 155H180ZM211 153V154H210ZM83 154V155H82ZM86 154V155H85ZM132 154V155H131ZM145 156H144V155ZM163 154V155H162ZM187 154V155H186ZM92 155H96V156H92ZM193 155V156H192ZM211 155H213V157L211 156ZM79 156H77V157H79ZM154 156V157H153ZM156 156H157V158H156ZM163 156H164V158H163ZM153 159V161H152V159ZM160 157V158H159ZM212 157V158H211ZM121 158H122V156H121ZM146 158V159H145ZM148 158H149V160H148ZM157 159L156 161H158L159 159L161 160V161H163L162 163H161V165H162V167L161 168H159L158 167V165H160V164H158L157 165V163H159V162H155L154 161V159ZM169 158H172V159H175V160H172V159H170V161H168L169 160ZM193 158H195V159H193ZM218 158H221V159H218ZM93 159V160H92ZM164 159H165V161H164ZM177 159H180V160H177ZM197 159V160H196ZM99 160V161H98ZM131 161H132V158L130 159ZM142 160H144V161H142ZM147 160V161H146ZM159 160V161H160ZM171 160H172V162H171ZM185 160H186V162H185ZM192 160H193V162H192ZM222 160V161H221ZM85 161H87V164H88V166H87V164L85 165ZM94 162L95 163V166L98 168H96L95 166H94V168H95V170H94V172H92L93 170H90L88 167L91 165V162ZM149 161H151V162H149ZM178 161V162H177ZM190 161V162H189ZM213 161V162H212ZM92 162V163H93ZM142 162H144L145 163V166H142ZM187 162L189 163V164H187ZM218 162V163H217ZM112 163V162H111ZM130 163V162H129ZM128 163V164H129ZM133 163V162H132ZM132 163H130V166H132L131 164ZM143 163V164H144ZM150 163V164H149ZM165 163H167V164H165ZM169 163V164H168ZM214 163H216V164H214ZM102 164H104L103 166V168L101 167L102 166ZM106 164V165H105ZM151 164H153L154 166H152ZM175 164H176V167H175ZM183 164V165H182ZM193 164L195 165V168H194V166H193ZM212 164V165H211ZM259 164H260V166H259ZM77 165L79 166V164L77 163ZM99 165H101V166H99ZM135 165V164H134ZM134 165H133V167H134ZM182 165V166H181ZM185 165H188V167L187 166H185ZM211 165V166H210ZM262 165V166H261ZM87 167V169H88V171L87 170H85V167ZM107 166H109V168H107ZM148 166H150V169H149V167ZM190 166V167H189ZM100 167V168H99ZM165 167V168H164ZM182 167V168H181ZM201 167V168H200ZM205 167V168H204ZM130 168V167H129ZM132 168V167H131ZM156 168V169H155ZM159 168V170H157ZM168 168V169H167ZM183 168H185V169H183ZM188 168H189V170H188ZM191 168V169H190ZM68 169H70V168H68ZM107 169H109V170H107ZM127 169V168H126ZM141 169H143V170H141ZM147 169H148V171H147ZM152 169V170H151ZM163 169H165V171L163 170ZM177 169H180V172H179V170L177 171ZM186 169L188 170V171H186ZM197 169V170H196ZM200 169H202V170H200ZM217 169V170H216ZM97 170V171H96ZM101 170V171H100ZM105 170V171H104ZM133 170H135V168L133 169ZM176 170V171H175ZM181 170H182V173H181ZM184 170V171H183ZM196 170V171H195ZM199 170V171H198ZM70 171V170H69ZM71 171H72V169H71ZM129 171V169L128 170H126L125 172H128ZM145 172L146 174H143V172ZM153 171H155V172H153ZM160 171V172H159ZM162 171H164L165 172V175H164V173L162 172ZM174 171H175V173H174ZM197 171H198V173H197ZM202 171V172H201ZM204 171V172H203ZM211 171V172H210ZM95 172H97V174L95 173ZM99 172V173H98ZM116 172V171H115ZM148 172V173H147ZM160 174H159V173ZM161 172H162V174H161ZM177 172V173H176ZM129 173V172H128ZM149 173H153L152 175L151 174H149ZM187 173V174H186ZM90 174H92L91 176L93 177H90ZM95 174V175H94ZM103 174H102V179H103V177H106V176H103ZM120 174H121V172H120ZM157 174H158V176H157ZM170 174H172V176H168V175ZM178 174V175H177ZM184 174V175H183ZM199 174V175H198ZM98 175V176H97ZM109 175V176H108ZM183 175V176H182ZM189 175V176H188ZM203 175V176H202ZM247 175V176H246ZM120 176V175H119ZM118 176V177H119ZM131 176V175H130ZM152 176H154V177H152ZM195 176V177H194ZM201 176V177H200ZM210 176V177H209ZM122 177V176H121ZM121 177H120V179L119 180H121ZM132 177V176H131ZM170 177V178H169ZM180 177V178H179ZM192 177V178H191ZM196 177H198V179L196 178ZM212 177V178H211ZM100 179H101V177H99ZM134 178V177H133ZM154 178H157V179H154ZM185 180H184V179ZM194 178V179H193ZM246 178V179H245ZM96 179V178H95ZM135 179V178H134ZM214 179V180H213ZM230 179V180H229ZM97 180H98V178H97ZM96 180V181H97ZM156 180H159V181H157L156 182ZM195 180V182H193ZM200 180V181H199ZM208 180V181H207ZM228 180V181H227ZM84 182L83 180H80V181H78V183H80V182ZM165 181V182H164ZM169 181V182H168ZM203 181V182H202ZM204 181L206 182L205 184H204ZM245 181V182H244ZM102 182V181H101ZM105 184H107L105 181H103ZM154 182H156L155 184H153ZM164 182V183H163ZM212 184H211V183ZM86 183V182H85ZM82 184V185H86V184ZM169 185H168V184ZM190 183V184H189ZM200 183V184H199ZM203 183V184H202ZM255 183H257L258 185H256ZM173 184V187L174 188H176V190L175 189H173V187H171V185ZM197 184V185H196ZM254 184H255V186H254ZM81 185V183L79 184V186ZM81 185V186H82ZM97 185L98 184H96L95 185V187H97ZM100 185H102L101 183H100ZM100 185H98L99 187H100ZM108 185V184H107ZM107 185L105 186V185H103V187H107ZM142 184H140V186H141ZM154 185V186H153ZM175 185L176 186H178V187H175ZM187 187H186V186ZM189 185L191 186V187H189ZM194 185H195V187H194ZM201 185V186H200ZM208 185V188L207 187H205V186H207ZM210 185V186H209ZM214 185V186H213ZM259 185H261V186H259ZM213 186V187H212ZM231 186H234V187H236L235 189H233V190H231ZM258 186H259V188L260 189H257V191H255L256 190V188H258ZM172 188L173 189V193H174V195H173V193H172V191H171V189L170 188ZM197 187V188H196ZM201 187V188H200ZM203 187V188H202ZM211 189H210V188ZM233 187V188H234ZM254 187H256L255 189H254ZM262 187V188H261ZM101 188V198H103L102 196H104V198H105V194H107L106 195V197L109 195L110 196V194H112V193H115L116 194V192L114 191H109V190H107L106 192H102V190H103V188L102 187H100ZM104 188V189H105ZM150 188V189H149ZM178 188V189H177ZM179 188H181V189H183V191L181 190V192L182 193H184L183 195H182V193L181 194H179L180 195V197L179 198H176V196L178 197L179 195L177 194V193H180V191L179 192H177L176 194H175V191H177V190H180ZM187 188L189 189V191L187 190ZM191 188H193V190H194V192H193V190L191 189ZM194 188H196V189H194ZM206 188V189H205ZM213 188H216V190L218 191V192H216V190L215 189H213ZM230 188V189H229ZM141 189H142V187H141ZM169 189H170V191H169ZM201 189V190H200ZM207 189H209V190H207ZM237 189V190H236ZM238 189H239V191H241L242 192V196H241V198H240V193H238L237 194V192L236 191H238ZM150 190V191H149ZM168 190V191H167ZM187 190V191H186ZM212 190V191H211ZM231 190V191H230ZM234 190H235V192H234ZM250 191L249 193H247L248 191ZM155 191H156V193H155ZM185 191V192H184ZM199 191V192H198ZM202 191V192H201ZM230 191V192H229ZM238 191V192H239ZM108 192H110V193H108ZM144 192V193H145ZM166 192V193H165ZM168 192V193H167ZM213 192H214V195H213ZM227 192V193H226ZM232 192V193H231ZM234 192V193H233ZM247 194H246V193ZM260 192V193H259ZM143 193V192H142ZM150 193V194H149ZM158 193H159V195H158ZM161 193V194H160ZM170 193H172V194H170ZM187 193V194H186ZM216 193V194H215ZM259 195H258V194ZM104 194V195H103ZM167 194L169 195L170 194V197H168L167 196ZM188 194H190V195H188ZM197 194V195H196ZM212 194V195H211ZM223 194H225V195H223ZM226 194H228V195H226ZM235 194H237L238 196H236L235 195V197H234V195ZM244 194V195H243ZM145 195H147V194H144V196ZM147 195V196H148ZM171 195H173L174 196V198H176V200H172L171 198H172V196ZM186 195V196H185ZM194 195V196H193ZM200 195V196H199ZM220 195V196H219ZM109 196H108V198H109ZM143 196V199H148V197H144ZM165 196V197H164ZM183 196H185V198L187 199V200H185V201H183V203L185 204V202L187 201V207L185 206V205H181L180 206V208L181 209H178L179 208V206H177V208L175 207V205L174 206H170L169 204H172V202L173 201H176V202H178L179 200L181 201V198L182 199H185ZM196 196V197H195ZM203 196V197H202ZM204 196H205V198H204ZM209 196V197H208ZM232 196V197H231ZM244 196H247V197H245L246 198V200L248 199V197H251V198H253V201L254 202H257V203H255L254 204V202L253 201H250V200H252V199H250L249 198V200H247V202L248 201H250L249 203H247L244 199ZM259 196L261 197L260 199H262V200H260L259 199ZM150 197V196H149ZM170 198V199H168V198ZM199 197V198H198ZM221 197V198H220ZM223 197V198H222ZM236 197H238V198H240V199H238V198H236ZM256 197H258V198H256ZM117 198V197H116ZM116 198H114V199H116ZM173 198V199H174ZM198 198V199H197ZM203 198V199H202ZM217 198V199H216ZM231 198V199H230ZM113 198H111V200H114ZM159 201H158V200ZM177 199H178V201H177ZM209 199V200H208ZM224 199V200H223ZM257 199V200H256ZM110 200V198H109V202L111 201ZM152 200H154V198L152 199ZM197 200V201H196ZM199 200V201H198ZM203 200H205V201H203ZM209 202H208V201ZM219 200V201H218ZM259 200H260V202H259ZM117 201V202H116ZM115 202L116 203H122V204H124L123 202L124 201H120V200H116ZM146 202H147V200H145ZM158 201V202H157ZM170 201H172V202H170ZM190 201H192V202H190ZM237 201V202H236ZM262 201V202H261ZM111 202H113V201H111ZM148 202H151V199L149 200L148 199ZM155 202V200L153 201V203ZM160 202L162 203V204H160ZM163 202H164V206H163ZM167 202H170V203H167ZM204 202H207V203H203ZM253 202V203H252ZM152 202L151 203H149V204H153ZM159 203V205H157ZM174 203V202H173ZM210 203V205H207V204H209ZM220 203V204H219ZM232 203H233V205H235V206H233L232 205ZM235 203V204H234ZM260 203L262 204V206L260 205ZM169 205L170 206V208H169V206H167V205ZM240 204V205H239ZM244 204V205H243ZM247 204V207L245 206ZM248 204H250V205H248ZM251 204H253L252 206H251ZM117 205V204H116ZM157 205V206H156ZM195 205L196 206H198L199 207V210H198V207H195ZM216 205V206H215ZM223 205V206H222ZM227 205H229V206H227ZM256 205H257V208H256ZM160 206V207H159ZM162 206V207H161ZM166 206V207H165ZM194 207L193 208V210H192V207ZM204 206V207H203ZM210 206H211V208H210ZM213 206V207H212ZM127 207H128V204L125 202V204H124V207H122L121 206V204H120V206H119V209L121 210V212H125V210L127 209ZM141 207H144V205H141ZM171 207H174L173 208V210H174V212H170V209H172ZM184 207V208H183ZM216 207V208H215ZM234 207H236L235 209H236V212L235 211H233L234 209ZM245 207V208H244ZM256 209H255V208ZM118 208V207H117ZM162 208V209H161ZM183 208V209H182ZM188 208V209H187ZM222 208V209H221ZM226 208V209H225ZM228 208H229V210H228ZM231 208V209H230ZM238 208V209H237ZM240 208H242L241 210H242V212L244 213H240V215H239V212L241 211L240 210ZM261 208V209H260ZM125 209V210H124ZM154 209H156V210H154ZM177 209V210H176ZM196 209V210H195ZM212 209H213V211H212ZM158 210V211H157ZM167 210V211H166ZM184 210V211H183ZM187 210H189L190 211V215L188 214V212L189 211H187ZM191 210H192V212H191ZM195 210V211H194ZM209 210V213L208 212H206V211H208ZM222 210V211H221ZM238 210V211H237ZM240 210V211H239ZM245 210H246V212H245ZM252 210H254V213H253V211ZM131 211V209H129V211H127V212H130ZM178 211H179V213H178ZM201 211V212H200ZM220 211V212H219ZM231 211V212H230ZM232 211H233V213H232ZM262 211V212H261ZM168 212V213H167ZM193 212H194V214H193ZM196 212H198V214L196 213ZM204 212V213H203ZM206 212V213H205ZM222 212H223V214H222ZM251 212V213H250ZM257 212V214H259ZM126 213V212H125ZM149 213V212H148ZM160 213V214H159ZM178 213V214H177ZM227 213H229L228 215H227ZM235 213V214H234ZM247 215H246V214ZM252 213L254 214L253 216H252ZM157 214V215H156ZM167 216H166V215ZM187 214V215H186ZM194 216H193V215ZM195 214H197V215H195ZM203 216V217H201V215ZM205 214V215H204ZM207 214H208V216H207ZM233 215V217H231L232 215ZM237 214V215H236ZM242 214V215H241ZM199 215V216H198ZM218 215H219V217L220 218H223V219H220L219 217H218ZM162 216V217H161ZM170 216V217H169ZM187 217V218H184V217ZM212 217V220L211 221H209L208 222V220H210L211 219V217ZM236 216H238V218H236ZM244 216V217H243ZM245 216H246V218H245ZM147 217H145V218H147ZM167 217V218H166ZM205 217V219H206V221L203 219ZM217 217H218V220H217ZM147 218V219H148ZM189 218H191V219H189ZM193 218V219H192ZM227 218H229V219H227ZM235 218L238 220H236L235 221ZM152 219H153V221H152ZM187 219V220H186ZM201 219V220H200ZM203 219V220H202ZM240 219H241V222H240ZM164 220V221H163ZM194 220V221H193ZM215 220H217V221H215ZM223 220V221H222ZM228 220V221H227ZM246 220H248V221H246ZM251 220H252V218H251ZM147 221V222H148ZM235 221V222H234ZM244 221V222H243ZM146 222V223H147ZM155 222V223H154ZM167 222V223H166ZM173 224H171V223ZM216 223V224H213V223ZM227 222V223H226ZM232 222V223H231ZM149 223V222H148ZM177 223H179L178 221H177ZM189 223V224H190ZM223 224V225H221V224ZM239 223V224H238ZM241 223H243V224H241ZM153 224H155V225H153ZM159 224V225H158ZM164 224V225H163ZM167 224V225H166ZM230 224H231V226H230ZM233 224V225H232ZM216 225H218L217 227H215ZM237 225V227L235 228V226ZM239 225V226H238ZM246 225V226H245ZM169 226H170V228H169ZM221 227V229H220V227ZM243 226V227H242ZM159 227V228H158ZM167 227V228H166ZM215 227V228H214ZM218 227H219V229H220V231L219 230H217L218 229ZM223 227H224V229H223ZM240 227H242V228H244V229H246V227H247V229L246 230H244V229H242L241 230V228ZM164 228V229H163ZM208 228V227H207ZM206 228V229H207ZM215 229V230H213V229ZM227 230H226V229ZM152 229V228H151ZM209 229L207 230V231H209ZM230 229V230H229ZM232 229V230H231ZM235 229V230H234ZM177 230H178V228H177ZM229 230V231H228ZM241 230V231H240ZM209 231V232H210ZM216 231H219L220 233H218L217 232V234L215 233ZM222 231V232H221ZM226 231V232H225ZM241 233H240V232ZM242 231H245V232H243L242 233ZM166 232V233H165ZM170 232V233H169ZM228 232V233H227ZM230 232V233H229ZM234 232H236V233H234ZM164 233H165V235H164ZM216 235H215V234ZM237 233H239V234H241V236L243 235V237H242V239L243 240H240L241 241V243L243 244L244 243V246L240 243V242H238L237 241V239H236V241L238 242V246L234 243V242H236L234 239L236 238V237H239V234H237ZM223 234V235H222ZM234 234H236V235H234ZM161 235V236H162ZM231 236H233V237H231ZM226 237V238H225ZM164 238V237H163ZM166 238H164V239H166ZM177 238V237H176ZM231 238V239H230ZM234 238V239H233ZM223 239V240H222ZM170 240H168L169 242H170ZM226 240H228L227 242H226ZM232 240L234 241L233 243L237 246H232L233 245V243H232ZM245 240H247V238L245 239ZM248 240H249V238H248ZM247 240V241H248ZM167 241V242H168ZM250 241V240H249ZM236 242V243H237ZM213 243V242H212ZM211 243V244H212ZM224 243H225V245H224ZM226 243H227V246H226ZM251 243V242H250ZM176 244V243H175ZM229 244V245H228ZM247 244V245H248ZM177 245V244H176ZM231 245V247H229ZM242 245V246H241ZM241 247H243V248H241ZM259 247H261L260 249H259ZM231 248H233V253L235 252V251H237V248H238V251H237V253H238V255H239V251H243L244 253H246L245 255H247V253H248V255L247 256H245L244 254H243V252L242 253H240L241 255H239L240 257L243 255V257L242 258H240L239 259V257L237 258H235V256H237V255H234V254H236V253H234L233 254V256H232V251H231ZM236 248V249H235ZM241 248V249H240ZM247 248H248V246H247ZM256 249V251L257 252H255L254 250ZM242 249H244V250H242ZM246 249V250H245ZM258 249V250H257ZM235 250V251H234ZM255 252L254 253V255L252 254L251 255V253H253V251ZM251 251V252H250ZM231 252V253H230ZM229 253V254H228ZM258 253V254H257ZM231 254V255H230ZM256 254V255H255ZM251 256H253L254 258H256V259H254L253 257H251ZM257 256V257H256ZM251 257V258H250ZM260 257H262V258H259ZM232 259V258H231ZM232 259V260H233ZM253 261H251V260ZM259 259V260H258ZM245 260H247V262L245 261ZM249 261V262H248ZM251 261V262H250ZM260 261V262H259ZM235 262V263H236ZM262 262V263H261ZM236 264H238V263H236ZM242 264V263H241Z\"/></svg>",
	"mask_w": 264,
	"mask_h": 264
},
{
	"label": "bare ground",
	"instance_id": "obj_2",
	"mask_svg": "<svg viewBox=\"0 0 264 264\" xmlns=\"http://www.w3.org/2000/svg\"><path fill=\"white\" fill-rule=\"evenodd\" d=\"M5 1V0H4ZM6 1H8V0H6ZM6 1H5V3L3 2V0H2V2H1V0H0V19H2V17L5 19H2L3 20V22H5L6 23V25L8 26H6V25H4V23H3V25H1V26H5L4 27V30L5 29H7L8 28V30H10L11 32H13V30H14V33H15V31H19V33L21 34V36H17V38L18 37H20V38H23V40L21 39L20 41H19V43H20V46L22 47L21 49H23L22 50V52L24 53L25 52V55L24 56H27L26 54L27 53H29L28 54V56L30 55V54H32L33 52H34V55H35V52H36V54L37 53H41V54H38V57L35 55V56H32V55H30V58H28L30 61H34L35 59H33L32 57H37L36 59L38 60V58H39V55H46L45 53L46 52H48V54H55V56L53 57V58H56L57 57V55L59 56V55H63V52L61 53V54H58V53H60V51L59 50H61V49H59V47H56L55 46V48L54 47H51V43L50 44H48V42H45L44 41V38L42 37V35L41 34H39L38 32V34L36 35L38 38H37V40L38 39H41V40H35V38H36V36H35V34H36V32H32L31 33V31L33 30L34 31V27L33 28H31L32 30H30L29 29V27L27 26V25H25L26 27H28V28H26L23 24H25V21H24V23L22 24V26L20 25V23H19V25H15V23H14V21H13V15L12 14H10L11 16H9L8 15V11H9V7H4V5L6 4ZM16 1V3H17V1L19 2V0H15ZM22 1H24V0H22ZM26 2H28L29 0H25ZM37 1V0H36ZM46 1V0H45ZM60 1V0H59ZM58 1V2H59ZM70 1V0H69ZM106 1V0H105ZM110 2H111V0H109ZM112 1H114V0H112ZM121 1V0H120ZM123 1V0H122ZM145 1H147V3L150 5V6H157V4H160L161 3V1L162 2H164L163 0H145ZM160 1V2H159ZM172 0H170V2H171ZM174 2H171L172 4L171 5H174L175 3L177 4H175L174 6H170V7H174V8H171V10L169 9V8H166L167 9V11H168V9H169V13H168V19H169V21H170V24L169 25H172V26H174L173 28H175V27H188L187 26V21L186 22H183V21H185V16H187L186 14H183V12L185 13V11L187 10L186 8H188V6H187V3L188 2H197V3H199L200 4V2L202 3V2H204L205 1V4H207V1H209V2H218V4L220 3V2H222L223 0H173ZM199 1V2H198ZM224 1H226V0H224ZM9 2H10V0H9ZM9 2H7V3H9ZM32 2V3H31ZM31 2H28L29 4L27 5V6H30L31 4H33L34 2L33 1H31ZM43 2V1H42ZM41 2V3H42ZM46 2H48V1H46ZM55 2H57V1H55ZM62 2V1H61ZM72 2V1H71ZM107 3H108V1H106ZM11 3V4H10ZM9 4L11 5V7H12V2H10ZM31 3V4H30ZM41 3H39L40 5H41ZM43 3H45V2H43ZM54 3V2H53ZM60 3V2H59ZM139 3V2H138ZM151 3V4H150ZM167 3V2H166ZM165 3V4H166ZM174 3V4H173ZM190 3H188V5L190 4ZM225 3V2H224ZM37 4H38V1H37ZM46 4V3H45ZM49 4V3H48ZM69 4V3H68ZM83 4V2L81 3V5ZM196 4V3H195ZM205 4H201V5H199L200 7L202 6V5H205ZM221 4V3H220ZM226 5H227V1H226V3H225ZM229 4V3H228ZM19 5H22V2H21V4H19L18 3V5L16 4V6H18L19 7ZM35 5H36V3H35ZM56 4H54V6H55ZM84 5V4H83ZM147 5V4H146ZM226 5H224L225 7H226ZM7 6H9V5H7ZM26 6V5H25ZM33 6V5H32ZM43 6H44V8H43ZM49 6H52V2L50 1V5ZM48 5H47V7H49ZM59 6V5H58ZM60 6H61V3H60ZM64 6V5H63ZM125 6V5H124ZM166 6V5H165ZM176 6V7H175ZM187 6V7H186ZM206 6V5H205ZM56 7V6H55ZM126 7V6H125ZM183 7L186 9V10H184L183 9ZM195 7V6H194ZM193 7V8H194ZM218 7H221V6H218ZM8 8V9H7ZM30 8V7H29ZM28 8V9H29ZM50 8V7H49ZM57 8V7H56ZM63 8V7H62ZM70 8V7H69ZM127 8V7H126ZM148 8V7H147ZM158 8V7H157ZM156 8V9H157ZM222 8H224L223 6H222ZM27 9V8H26ZM27 9V10H28ZM46 9V6L45 5H42L41 6V11L39 12L38 11V13L37 14H35L36 16H38V18L40 19V20H38V18L36 17L35 18V15L33 14H31V13H29V14H31L32 15V17L34 16V19H36V21H41V22H39V23H37V24H39L40 26V28L42 27L41 26V24H43L42 22H43V19L45 18V16H46V18H45V20H47L48 21V19H50L51 18V21H55V19L57 20V22H55L56 23V25H57V23L59 22V26L57 25V26H55L56 28L58 27V31H57V29H55L54 27V29L53 28H48L47 30H50V29H52V31H54L55 30V33L56 32H61V34H53L52 36L49 34V32H48V34H47V38H49V42H50V39H52L53 40V42H54V40H56V38L55 37H58V35H60L61 36V38L63 39V41H64V38L62 37V34H63V36L65 35V32H66V34H68V31L70 30V31H73V30H71L69 27H67V26H70V24H72L70 21L69 22H66V20H65V18L66 17H64V16H62V13H61V11H60V15L62 16V18L64 17V20H65V22H64V20H62L63 22L61 23V26H60V21L58 20V18L56 17H54V10L52 11V9L51 10H45ZM71 9H72V7H71ZM76 9V8H75ZM74 9V10H75ZM119 9V8H118ZM149 9V8H148ZM195 9H197V8H195ZM220 9L221 8H219V12H220ZM11 10V9H10ZM42 10H45V11H42ZM62 10V9H61ZM73 10V11H74ZM124 10V9H123ZM137 9H135V11H136ZM188 10H189V8H188ZM198 10H200V8H198ZM223 10V9H222ZM20 11V10H19ZM24 11V10H23ZM22 11V12H23ZM29 11V10H28ZM57 11V10H56ZM58 11V12H59ZM64 11V10H63ZM62 11V12H63ZM79 11V10H78ZM149 11V10H148ZM151 11V10H150ZM153 11V10H152ZM155 11V10H154ZM177 11V12H176ZM182 11V12H181ZM192 11H194V10H192ZM226 11V10H225ZM233 11V10H232ZM30 12V11H29ZM36 12V11H35ZM134 12V11H133ZM144 12V11H143ZM191 12V11H190ZM203 12V11H202ZM201 12V13H202ZM231 12V11H230ZM11 13H12V11H11ZM15 13V12H14ZM13 13V14H14ZM17 13V12H16ZM18 13H20V12H18ZM27 13V12H26ZM34 13V12H33ZM66 13V12H65ZM70 13V12H69ZM107 13V12H106ZM129 13V12H128ZM135 13V12H134ZM133 13V14H134ZM157 13V12H156ZM187 13V12H186ZM205 13V12H204ZM232 14H233V12H231ZM21 14V13H20ZM19 14V16H24V15H20ZM56 14H58L57 12H56ZM67 14V13H66ZM65 14V15H66ZM76 14V13H75ZM74 14V16H79V14L77 13L76 15ZM80 14H81V12H80ZM87 14V13H86ZM89 14V13H88ZM99 14V13H98ZM121 14V13H120ZM138 14V13H137ZM143 13H141V15H142ZM160 14V13H159ZM191 14V13H190ZM224 14V13H223ZM225 14H226V12H225ZM18 15V14H17ZM64 15V14H63ZM92 15V14H91ZM139 15V14H138ZM148 15V14H147ZM151 15V14H150ZM156 15V14H155ZM178 15V16H177ZM198 15V14H197ZM204 15V14H203ZM227 15V14H226ZM49 16V17H48ZM57 16H59V15H57ZM61 16L59 17V18H61ZM67 16H68V14H67ZM82 16V15H81ZM85 16V15H84ZM83 16V17H84ZM88 16V15H87ZM100 16V15H99ZM128 16H130V14L128 15ZM149 16V15H148ZM153 16V15H152ZM162 16V15H161ZM190 16V15H189ZM189 16H187V17H189ZM195 16V15H194ZM201 16V15H200ZM224 16V15H223ZM223 16H221V17H223ZM230 16V15H229ZM233 16V15H232ZM29 17V16H28ZM53 17V18H52ZM70 17H73V15L71 14L70 15ZM82 17V18H83ZM132 17V16H131ZM228 17V16H227ZM231 17V16H230ZM74 18V17H73ZM72 18V19H73ZM78 18V17H77ZM85 18V17H84ZM93 18V17H92ZM99 18V17H98ZM148 18V17H147ZM185 18V19H184ZM197 18V17H196ZM245 18V17H244ZM247 18V17H246ZM15 19H16V17H15ZM18 19V18H17ZM21 19H27V16H26V18L25 17H23V18H21ZM20 19V20H21ZM30 19H32V18H30ZM87 19V18H86ZM90 19V18H89ZM133 19V18H132ZM143 19V18H142ZM149 19V18H148ZM154 18H151V20H153ZM198 19V18H197ZM197 19L195 20V21H197ZM226 19V18H225ZM253 19V18H252ZM67 20H69V18L67 17ZM73 20H75V19H73ZM92 20H94V18L92 19ZM130 20V19H129ZM183 20V21H182ZM245 20V19H244ZM259 20H260V18H259ZM258 20V21H259ZM27 21H28V19H27ZM46 21V22H47ZM51 21H49V23H52ZM79 21H81V19L79 20ZM124 21V20H123ZM191 21H193V19L191 20ZM190 21V22H191ZM262 21V20H261ZM260 21V22H261ZM75 22V21H74ZM85 22H86V20H85ZM91 22V21H90ZM96 22V21H95ZM97 22H99V21H97ZM131 22V21H130ZM138 22V21H137ZM161 23L163 22V21H160ZM220 22V21H219ZM253 22V21H252ZM251 22V23H252ZM255 22V24H256V21H254ZM28 23H29V21H28ZM41 23V24H40ZM45 23V22H44ZM54 23V22H53ZM52 23V24H53ZM54 23V24H55ZM67 23H68V25H67ZM70 23V24H69ZM76 23H77V21H76ZM128 23V22H127ZM126 22H125V24H127ZM141 23V22H140ZM156 23V22H155ZM160 23V24H161ZM164 23V22H163ZM161 24V25H159L158 24V26H164V24ZM196 23V22H195ZM248 23V22H247ZM259 23V22H258ZM15 25V27H14V25ZM17 24H18V22H17ZM48 24V23H47ZM47 24H43L44 26L45 25H47ZM54 24H53V26H54ZM79 24H82V23H79ZM83 24H85V23H83ZM96 24V23H95ZM138 24V23H137ZM222 25H223V23H221ZM226 24V23H225ZM233 24H238V23H233ZM232 24V25H233ZM240 24H242V23H240ZM244 24H245V22H244ZM253 24V23H252ZM30 25V24H29ZM90 26H92L93 27V25H91V24H89ZM98 25V24H97ZM134 25V24H133ZM136 25V24H135ZM169 25H168V27H169ZM195 25H200V24H195ZM221 25V26H222ZM249 25V23L247 24V26ZM251 25V24H250ZM249 25V26H250ZM76 26H77V24H76ZM80 26V25H79ZM78 26V27H79ZM84 26H86V24L85 25H83L82 27H84ZM90 26H87V27H90ZM96 26V25H95ZM94 26V27H95ZM120 26V25H119ZM150 26V25H149ZM214 26V25H213ZM239 26V25H238ZM253 26V27H252ZM252 26H250V30H248L249 31V33H253V32H251L252 31V28H254V29H256L255 28V26L254 25H252ZM257 26V25H256ZM50 27V26H49ZM61 27H63V28H66V29H68L69 28V30L67 31L66 29V31L64 30V29H62ZM82 27H80L81 29H82ZM86 27V28H87ZM116 27V26H115ZM117 27H118V25H117ZM139 27V26H138ZM191 27V26H190ZM192 27H193V25H192ZM196 27V26H195ZM202 27H203V24H202ZM217 27V26H216ZM223 27V26H222ZM228 27V26H227ZM230 27V26H229ZM236 27V26H235ZM234 27V28H235ZM244 27V26H243ZM243 27L241 28V29H239V30H235L236 31V33H235V36H233L232 38H233V43L231 44L232 46H230V45H228L229 47H228V49L230 48V52H231V50H232V53L234 52V53H236V52H239L240 53V47H241V45H239V44H243V45H247L248 43H250V45L252 46V47H254V44H255V41H256V39L257 38H251L252 40H253V42H252V40L251 41H249L250 39L249 38H247V39H245V37H246V35H247V28H249V27H247L246 28V31H245V29H243ZM39 28V29H40ZM98 28V27H97ZM161 28V27H160ZM160 28L158 27V29L160 30ZM173 28H172V30H173ZM189 28V27H188ZM201 28V27H200ZM219 28H221V27H219ZM218 28V29H219ZM225 28H226V26H225ZM237 28V27H236ZM73 29V28H72ZM83 29H85V27L83 28ZM163 29V28H162ZM162 29H161V31H162ZM187 29V28H186ZM198 29V33H200L199 31V28H197ZM207 29V28H206ZM205 29V30H206ZM210 29H211V27H210ZM217 29V28H216ZM222 29V28H221ZM220 29V30H221ZM259 29V28H258ZM1 30V29H0ZM35 30H38V29H35ZM40 30H42V28L40 29ZM44 30H45V28H44ZM43 30V31H44ZM89 30V29H88ZM93 30V29H92ZM172 30L170 31V29H169V31H167V29H166V31L167 32H172ZM183 30V29H182ZM192 29H190V31H191ZM202 30V29H201ZM204 30V29H203ZM220 30H217V31H219V32H221ZM233 30V29H232ZM257 30V29H256ZM256 30H253V31H255V34L256 35H254V33H253V36H256L257 37V33H259V32H256ZM51 30H50V32L51 33H54V32H52ZM63 31V32H62ZM69 31V32H70ZM96 32H97V30H95ZM103 31H105V30H103ZM187 31H188V29H187ZM186 31V32H187ZM207 31H208V29H207ZM207 31L205 32V33H207ZM214 31H216L215 29H214ZM224 31V30H223ZM225 31H226V29H225ZM260 31V30H259ZM2 32V31H1ZM5 32V31H4ZM41 32V31H40ZM75 32L77 33V31L75 30ZM74 32V33H75ZM89 32V31H88ZM162 32H164V30L162 31ZM183 32H184V30H183ZM195 31H193V33H194ZM211 32V30L208 32V34H211V36H212V33H216V32H212V33H210ZM232 32V31H231ZM246 33V35H245V33ZM8 32H6V34H7ZM19 33H17V34H19ZM33 33H35L34 35H33ZM42 33V32H41ZM95 33V32H94ZM102 33V32H101ZM190 33V36H191V32H189ZM188 33V34H189ZM202 33V32H201ZM222 33V32H221ZM233 33H234V31H233ZM248 33V34H249ZM261 33V32H260ZM72 34H73V32H72ZM196 34V33H195ZM195 34H193V35H195ZM203 34V33H202ZM223 34V36H224V33H222ZM226 34V33H225ZM262 34V33H261ZM0 35H3V34H0ZM8 35V34H7ZM15 35H16V33H15ZM38 35H40V36H38ZM103 35V34H102ZM115 35V34H114ZM117 35H119V34H117ZM167 35V34H166ZM166 35H164L165 36V39L167 40V38H166ZM170 36H171V34H169ZM173 35H174V33H173ZM177 35H180V33L179 34H177ZM192 35V36H193ZM214 35H216V34H214ZM251 36H252V34H250ZM250 35H248V36H250ZM259 35V37H260V34H258ZM49 36V37H48ZM78 36H81V35H78ZM90 36V35H89ZM92 36H94V34L92 35ZM91 36V37H92ZM163 36V35H162ZM184 36V35H183ZM218 36H220V35H218ZM262 36H264V35H262ZM1 37V39L4 41V37L2 38V36H0ZM34 39H33V38ZM55 39H54V38ZM67 36H65V38H66ZM74 37H75V34H74ZM77 37V36H76ZM84 37V36H83ZM179 37V36H178ZM182 37V36H181ZM186 37V36H185ZM184 37V38H185ZM195 37V36H194ZM196 37H197V34H196ZM205 37H207V36H205ZM212 37H214V36H212ZM221 37V36H220ZM10 38V37H9ZM59 38V37H58ZM60 38V39H61ZM79 38H81V37H79ZM188 38V37H187ZM231 38V37H230ZM262 38V37H261ZM0 39V40H1ZM43 39V40H42ZM72 39H73V37H72ZM71 39V40H72ZM85 40H86V38H84ZM109 39V38H108ZM170 39V38H169ZM169 39H168V41H169ZM178 39V38H177ZM190 39L191 40H194V38L192 39V37H190ZM198 39V38H197ZM202 38L200 37V40H201ZM207 39H209V36H208V38ZM206 39V40H207ZM220 39V38H219ZM218 39V40H219ZM222 39V38H221ZM249 39V40H248ZM262 39H264V38H262ZM19 40V39H18ZM82 40V39H81ZM88 40V39H87ZM94 40V39H93ZM165 40V41H166ZM185 40H186V38H185ZM184 40V41H185ZM189 40V39H188ZM190 40V41H191ZM196 40V39H195ZM205 40V39H204ZM6 41L7 40H5V42H3V43H1L2 44V47L0 46V58L2 59L4 56H5V54L4 53H6L7 52V50H6V52H5V48H4V46H6L4 43H6ZM40 41H42V43L40 42ZM59 41V40H58ZM61 41V40H60ZM73 41V40H72ZM84 41V40H83ZM98 41V39L96 40V42ZM165 41L163 42V43H165ZM174 41V40H173ZM202 41V40H201ZM212 41H214V40H212ZM216 41V40H215ZM221 41V40H220ZM225 41H226V39H225ZM259 41L261 42L262 40H260V38H259ZM16 42H18V41H16ZM71 42V41H70ZM70 42H69V44H70ZM74 42H75V40H74ZM74 42L72 43V44H74ZM101 42V41H100ZM167 42V41H166ZM180 42V41H179ZM259 42V43H260ZM9 43V42H8ZM19 43H17V45L19 44ZM41 44V46H40V44ZM58 43V42H57ZM68 43V42H67ZM76 43V42H75ZM115 43V42H114ZM117 43V42H116ZM116 43L115 44H113V45H116ZM182 43H183V41H182ZM185 43V42H184ZM188 43V42H187ZM191 43H193L192 41H191ZM195 44L196 43H202V42H194ZM205 42H203V44H204ZM220 43V42H219ZM238 43V45H236ZM251 43H253V44H251ZM258 43V42H257ZM256 43V44H257ZM258 43V44H259ZM0 44V45H1ZM16 44V43H15ZM39 44V45H38ZM62 44V43H61ZM71 44V45H72ZM90 44V43H89ZM105 44H107V43H105ZM111 44V43H110ZM168 44V43H167ZM166 44V45H167ZM211 44H214V43H211ZM210 44V45H211ZM217 44V43H216ZM223 44V43H222ZM226 44V43H225ZM261 44V43H260ZM4 45V46H3ZM53 45V44H52ZM77 45V44H76ZM165 45V46H166ZM171 46L173 45L172 43L170 44ZM188 45H189V47H192V46H190L191 44H189L188 43ZM198 45V44H197ZM217 45H220V44H217ZM8 46H10V45H8ZM7 46V47H8ZM61 46V45H60ZM80 46V45H79ZM78 46V47H79ZM99 46V49H100V47H101V49H103V47H102V45H98ZM122 46V45H121ZM168 46H169V44H168ZM255 46H257V45H255ZM261 46H264V43H262L261 44ZM51 47V48H50ZM68 47V46H67ZM81 47H83V46H81ZM172 47H175V46H172ZM200 47V46H199ZM208 47H209V45H208ZM220 47V46H219ZM227 47V46H226ZM244 47V46H243ZM11 48V47H10ZM38 48V50H36ZM40 48V49H39ZM57 48H58V50H57ZM124 48V47H123ZM120 49V47H119V51L120 50H122V52H123V54H126V53H124V52H126V51H123L124 49ZM205 48V47H204ZM207 48V47H206ZM205 48V49H206ZM212 48V47H211ZM2 49H4V50H2ZM20 49V50H21ZM62 49H64L63 47H62ZM68 49V48H67ZM67 49L65 50V54H66V51H67ZM91 49V48H90ZM98 49V50H99ZM112 49H114V48H112ZM184 49V48H183ZM202 49V48H201ZM200 49V50H201ZM9 50V49H8ZM11 50V49H10ZM36 50V51H35ZM69 50V49H68ZM105 50H107V49H105V47H104V49H103V51H105ZM115 50L117 51L118 49H116L115 48ZM186 51H187V46H186V49H185ZM199 50V51H200ZM208 50H210V49H208ZM257 50V49H256ZM12 51V50H11ZM11 51H10V53H11ZM39 51V52H38ZM64 51V50H63ZM109 51H110V49H109ZM112 51V50H111ZM118 51V52H119ZM182 51H184V50H182ZM186 51H184V52H186ZM203 51V50H202ZM217 51H219V50H217ZM229 51V50H228ZM227 51V52H228ZM18 52V51H17ZM16 52V53H17ZM22 52H19V57L20 58H23L24 56L21 54ZM51 52V53H50ZM93 52V51H92ZM91 52V53H92ZM96 52V51H95ZM102 52V51H101ZM105 52H107V51H105ZM122 52L120 51V54L122 55ZM129 52H131V51H129ZM214 52V51H213ZM220 52V51H219ZM225 52V51H224ZM8 53V52H7ZM6 53V58H7V55L9 54H7ZM68 53H70V52H67V54ZM90 53V54H91ZM132 53V52H131ZM222 53V52H221ZM12 54V53H11ZM14 54V53H13ZM18 54V53H17ZM17 54H15V55H17ZM23 56V57H21V55ZM97 54H99L98 52H97ZM104 54V53H103ZM112 54V53H111ZM133 54V53H132ZM207 54H208V52H207ZM213 54V53H212ZM220 53H218V55H219ZM236 54H238V53H236ZM4 55V56H3ZM211 55V54H210ZM209 55V56H210ZM214 55V54H213ZM222 55V54H221ZM227 55V54H226ZM225 55V56H226ZM229 55V54H228ZM232 55V54H231ZM259 55V54H258ZM261 55H264V54H261ZM12 56V55H11ZM10 55H9V57H11ZM27 56V57H28ZM48 56V55H47ZM71 56V55H70ZM73 56V55H72ZM99 56V59H95L94 57H95V55H94V57H91V59H93L92 61H91V59H90V61H81V60H79L78 62H80L82 65H79V64H77V65H79L80 66V69H82V70H85L84 72H85V74H83V76H81L82 77V82H85V79L86 80H88V82H89V91H90V93H94L95 95H96V97H97V99L98 100H100V102L101 101H103V103H104V105H100V104H102V103H99L98 102V104L103 108V106H104V108H105V110H107L106 108L107 107H111L112 109H113V111H112V113L115 115V116H117L118 118H120L121 119V122H120V125L123 123L122 121L123 120H127L126 122V124H130V126H128L129 127V129H131L130 127L131 126H135L134 128L136 129L137 127H139L140 126V124L139 123H141V122H139L138 123V119H139V117L140 116H142V115H144L143 114V112H141L142 113V115H140L141 113H140V109L142 108L143 109V107L142 106H144V107H146L145 106V104H148V103H145V104H143L142 102H141V100H140V98H139V96L138 95H136L135 93H133V92H130L129 91V89H130V87H129V84L131 83L130 82V80H132V79H130V80H128V77H127V75H126V77L124 76V73H126V72H124V70H122L121 69V67H123V65L125 66L126 65V61L128 62L129 60H128V58H127V60L125 59V60H120V59H124V58H126V57H124V58H122V56H121V58L118 56H116V58L114 59V56L112 57V59H113V61H112V63L110 64L111 66H113V69H112V67L110 68L109 66V64H107V63H110V60L108 59V61L109 62H107V60H106V62H105V60H101L100 59V57H101V55H98ZM110 56V55H109ZM125 56V55H124ZM127 56V55H126ZM208 56V55H207ZM223 56V55H222ZM235 56V55H234ZM27 57L26 58H23V59H20L21 60V62H23L24 61V59H26V60H28L27 59ZM106 58H108L107 57V55L105 56ZM111 57V56H110ZM220 57V56H219ZM224 57V56H223ZM228 57V56H227ZM260 57H264V56H260ZM5 57L3 58V59H6ZM12 58V57H11ZM11 58H9V59H11ZM69 59L71 58V57H68ZM211 58V57H210ZM212 58H214V60H215V56L213 57L212 56ZM211 58V59H212ZM221 58V57H220ZM219 58V60H221ZM233 58V57H232ZM235 58V57H234ZM0 59V62H3V61H5V60H1ZM13 59V58H12ZM17 59V58H16ZM43 59V58H42ZM73 59V58H72ZM71 59V60H72ZM80 59V58H79ZM95 59V60H94ZM104 59V58H103ZM218 59V58H217ZM216 59V60H217ZM223 59V58H222ZM225 59V58H224ZM19 60V61H20ZM44 60V59H43ZM100 60V61H99ZM208 60L209 61H211L209 58H208ZM213 60V61H214ZM218 60V61H219ZM236 60V59H235ZM9 60H6V64H7V66H10V68H11V63L13 64V61H16V60H13V61H11V63H9L8 62ZM29 61V62H30ZM52 61L53 60H51V63H52ZM63 61V60H62ZM65 61H67V62H72V61H70V60H65ZM64 61V64L66 63ZM75 61V60H74ZM97 61H99V63H101L102 64V62H104L102 65V67L101 68H103L104 66L106 67V69L108 70V69H111L112 71H110L109 70V73L107 72V71H105V68H104V70L103 69H100V67L98 66V64H97ZM124 61V62H123ZM134 62H135V60H133ZM132 61V62H133ZM137 61V60H136ZM224 61V60H223ZM234 61V60H233ZM239 61V60H238ZM237 61V62H238ZM36 62V61H35ZM43 62V61H42ZM48 62H50V61H48ZM77 62V61H76ZM133 62V63H134ZM141 62V61H140ZM208 62V61H207ZM236 62V61H235ZM240 62V61H239ZM8 63H9V65H8ZM31 63H33V65H34V62H31ZM41 63V62H40ZM54 63V62H53ZM56 63V62H55ZM54 63V64H55ZM58 63V62H57ZM75 63V62H74ZM125 63V64H124ZM137 63V62H136ZM212 63V62H211ZM229 63V62H228ZM231 63V62H230ZM19 64V63H18ZM28 64V61H26V63H25V67L26 66H29V65H31V64H29V65H27ZM100 64V65H101ZM106 64V65H105ZM123 64V65H122ZM141 64V63H140ZM208 64V63H207ZM213 64H214V62H213ZM213 64H211L213 67H214V65ZM216 64V63H215ZM220 64V63H219ZM223 64H224V62H223ZM14 65H15V63H14ZM20 65V64H19ZM46 65H47V63H46ZM60 65V64H59ZM128 65V64H127ZM137 65V64H136ZM225 65V64H224ZM233 65V64H232ZM234 65H235V63H234ZM1 66H3V65H0V67ZM13 66V65H12ZM18 66V65H17ZM21 66V65H20ZM36 66V65H35ZM79 66H74L75 68L76 67H79ZM131 66V65H130ZM210 65H208L207 67H209ZM212 66H210L211 68H212ZM216 66V65H215ZM24 67V68H25ZM31 67V66H30ZM209 67V68H210ZM239 67V66H238ZM1 68H3V67H1ZM4 68H7L6 70H4V69H1V71L2 70H4L5 72L6 71H8V68L9 67H4ZM9 68V72L10 73H12L13 71H12V68L10 69ZM18 68H20V67H18ZM23 68V67H22ZM33 68H34V66H33ZM54 68V67H53ZM99 68V69H98ZM134 68H135V66H134ZM137 68H139L138 66H137ZM218 68V67H217ZM222 68H223V70H224V68L225 67H223V65H222ZM229 68V67H228ZM39 69H40V67H39ZM39 69H38V71H39ZM76 69H78V68H76ZM214 69H216V67L214 68ZM213 69V70H214ZM16 70V69H15ZM18 70V69H17ZM24 70V69H23ZM28 70V68H26L25 69V72H23V76L25 75V77H23L22 76V78H26L27 77V75L29 74V72L27 71ZM31 70V69H30ZM33 70H35V69H33ZM41 70V69H40ZM46 70V69H45ZM81 70V71H82ZM102 70H103V72H102ZM212 70V69H211ZM4 71H2V72H4ZM20 71V70H19ZM26 71L28 72L27 73V75L25 74L26 73ZM43 71V70H42ZM53 71V70H52ZM51 71V72H52ZM71 71V70H70ZM78 71V70H77ZM80 71V70H79ZM78 71V72H79ZM204 71H207V69L206 70H204ZM210 71V70H209ZM218 71V74H219V70H217ZM1 72V74L3 75L4 73H2ZM22 72H21V74H22ZM48 72V71H47ZM121 72V73H120ZM208 72V71H207ZM213 72V71H212ZM224 72V71H223ZM232 72V71H231ZM10 73H7L6 72V74H10ZM15 73H16V71H15ZM20 73V72H19ZM38 73V72H37ZM75 73H77V72H75ZM83 73V72H82ZM205 73V72H204ZM211 73V72H210ZM213 73H215V72H213ZM221 73V72H220ZM229 73V72H228ZM6 74H4V75H6ZM16 74H18V72L16 73ZM20 74V75H21ZM31 74H33V73H31ZM127 74V73H126ZM140 74H141V72H140ZM163 74V73H162ZM216 74V73H215ZM215 74H213V76L215 75ZM235 74V73H234ZM3 75V76H4ZM15 75V74H14ZM43 75V74H42ZM77 75V74H76ZM75 75V76H76ZM80 75H81V72H80ZM85 75V76H84ZM135 75V74H134ZM203 75V74H202ZM222 75V74H221ZM10 76H13V75H10ZM18 76V75H17ZM36 76V75H35ZM37 76H39V74L37 75ZM41 76V75H40ZM47 76V75H46ZM206 76V75H205ZM204 76V77H205ZM212 76V77H213ZM239 76V75H238ZM243 76V75H242ZM1 77V76H0ZM18 77H21V76H18ZM30 77H31V75H30ZM29 77V75H28V79H27V81L25 80V82L23 81V83H28V88H32L35 84V86L34 87H38L39 86V88L41 89V87H43V85H42V83H43V80L41 81L42 83L41 84H39V85H37L38 84V82L36 81L38 78H36V77H31L30 78ZM203 77V78H204ZM216 77V76H215ZM218 77V76H217ZM2 78V77H1ZM8 78H9V76H8ZM42 78H43V76H42ZM78 78H80V77H78ZM127 78V79H126ZM130 78V77H129ZM219 78V77H218ZM222 78V77H221ZM220 78V79H221ZM242 78V77H241ZM4 79V78H3ZM9 79H14L13 77H11V78H9ZM19 79V78H18ZM23 79V80H24ZM34 79V80H33ZM36 79V80H35ZM51 79H52V77H51ZM75 79H77V78H75ZM126 79V80H125ZM135 79V78H134ZM215 79H217V78H215ZM224 79H226V78H224ZM244 79V78H243ZM6 80H7V78H6ZM22 80V79H21ZM32 81V83H31V81ZM40 80V79H39ZM219 80V79H218ZM8 81V80H7ZM9 81H11V80H9ZM30 81V82H29ZM47 80H45V82H46ZM51 81V80H50ZM55 81V80H54ZM53 81V82H54ZM127 81H129V82H127ZM132 81H134V80H132ZM221 81V80H220ZM227 81V80H226ZM239 81V80H238ZM34 82H35V84H34ZM37 82V83H36ZM59 82V81H58ZM88 82H86L87 84H88ZM136 82V80L134 81V83ZM227 82H229V81H227ZM245 81H243V83H244ZM1 83V82H0ZM7 83V82H6ZM11 83L13 84V81H11ZM10 82L8 83L9 84V86L7 85V84H5L6 85V87L8 88H10V90H8V92H10L11 90V92H10V95H5V94H8V92H7V90H6V88H5V90L4 91H6V93L5 94H3V93H0V264H192V262L190 261V259H189V257H188V255H187V247L186 246H182L181 245V243H180V240L182 239V236H183V234L181 233V225L182 224H184V223H181V219L180 218H178V220H177V217L175 218L174 217V219H176V220H174V225H173V227L175 228V230L173 229V231L175 232V234L176 235H172V236H174L173 238V242H175L176 240V244L174 243H171L172 241L168 238H166L165 236H163L162 235V233L160 232H157L158 234H157V236L155 235L156 233H153L154 231H155V229H156V227L155 226H153V227H151L152 225H151V223H153V222H151V221H148L149 220V218L147 217V216H145L144 214H143V216H144V218L142 217V216H140L142 213H138V206H140L139 207V209L140 208H142L141 210L143 211V209L144 210H147L148 212H147V214H148V216L150 215V212H151V214L153 213V208L155 207V204H156V198L158 197H153V195H155L154 193H152V192H154L153 190H152V188H151V194H153V195H148V189H147V192H145L146 191V188H148V187H144L143 186V183H144V185H146V181H144V182H139V180H138V176L140 177H143L142 175H137V173H140V172H138V170H139V164H140V159L141 158H143V157H141V156H139L137 153H138V150L140 151V149H141V146L139 145V143H141V142H143V141H141L140 140V142L137 144L138 145V148H139V146H140V149H137V150H135V151H137V153H134L133 155H132V157H129L130 155V152L132 153V151L133 152H135L134 150H132V151H130L129 149V151L130 152H127V147H126V149H125V147H123L124 146V143H120V145L118 144V140H113L114 138H112V136H111V138H110V135H109V132H106V130H105V132L109 135H107L106 137L105 136H103L102 138H100L99 136H98V134H100V133H97V136L96 135H93L92 133H93V131H92V133L90 134V136H88L89 138L87 139V143H88V141H91L90 143H96V144H98L97 143V141H99V147H101V150L103 151V152H106V153H104V154H106V156H104V159H102V154L103 153H99V151H95V150H97L99 147H95V146H97L96 144L94 145V147L96 148H93V146H91L92 148H90L91 149V151H92V153L93 154H96V152H98L96 155L98 156L99 155V158H101L102 160H105L104 161V163L105 162H107L106 160H108L109 161V159H106V157H110L111 159V161H110V164L109 163H107V165H114V166H111V168H109V166H107V168H109V169H112L111 170V172H113V169H114V172H113V175H112V173H111V177L112 178H108L107 177V175H104L103 173H99L98 175H99V177H101V179L99 178V177H94L92 174H90V177H92L93 179H91V178H89V179H87L86 178V181L84 180L85 178H84V175H85V172L86 171H84V168L82 167L84 164L83 163H81L80 162V158H81V155L79 156V154H76V151H78V149H80V147H82L83 145H82V143H83V141H82V139L81 138H79V137H77L78 135L75 133V132H73L74 131V129L72 130V128H71V131L72 132H70L69 130H70V128H68L69 130H65V129H63L62 131H57V132H55L54 131V133H55V135L53 134V132H52V129H54V128H52V129H50L49 127H53V125H52V123L50 124L49 122H47V121H45L46 120V118H47V114H45V111L44 110H41V111H39V108L37 109V108H35V105H37V104H35V101H34V104L32 103V104H30L29 102H27L26 103V99L28 100L29 98L28 97H30L31 99H29V100H34L32 97L35 95H33L32 97H31V95L29 94V96H28V94H25L24 93V91L21 89H19L20 91H19V93H21V95L23 96V97H25L24 99H23V97L22 96H20V94H19V96L20 97H18L16 100H14L13 101V95H11V93L13 92L14 93V95H15V93H17L18 94V92H14V88H16V86L13 88V86L12 85H10L11 84ZM31 83V85H33V86H31V85H29ZM79 83H81V80L79 81ZM127 83H129L128 85H127ZM133 83V84H134ZM226 83V82H225ZM230 83V82H229ZM232 83H233V81H232ZM235 84L237 83V84H239L238 82H234ZM243 83H242V85H243ZM61 84V83H60ZM132 84V83H131ZM133 84L132 85H130V86H132V87H134L135 86V84H134V86H133ZM136 84H137V82H136ZM237 84H236V86H237ZM23 85L24 84H22V87H23ZM40 85H42L41 87H40ZM52 85H54V84H52ZM77 85V84H76ZM11 86V87H10ZM29 86H31V87H29ZM44 86H46L45 84H44ZM48 87H50L49 85H47ZM227 86H229V85H227ZM245 86V85H244ZM36 87V88H37ZM58 87H60V86H58ZM129 87V88H128ZM232 87V86H231ZM230 87V88H231ZM3 88V89H4ZM12 88V89H11ZM18 88V87H17ZM16 88V89H17ZM24 88V87H23ZM55 88V87H54ZM138 88V87H137ZM234 88V87H233ZM14 89V90H13ZM26 89V88H25ZM33 89H35V88H33ZM40 89H38V90H40ZM47 89V87H45V90ZM80 89V88H79ZM84 89V88H83ZM31 90V89H30ZM50 90V89H49ZM82 90V89H81ZM86 90V89H85ZM135 90H136V87H135ZM226 90V89H225ZM234 90V89H233ZM1 91V90H0ZM17 91H18V89H17ZM27 91H29V90H27ZM34 91H37V89L36 90H34ZM34 91L32 90V92L34 93ZM41 91V90H40ZM39 91V92H40ZM47 91V90H46ZM46 91H41V92H44L43 94H46L47 92ZM54 91V90H53ZM57 91V90H56ZM84 91V90H83ZM88 91V92H89ZM227 91V90H226ZM229 91V90H228ZM238 91V90H237ZM40 92V93H41ZM46 92V93H45ZM55 92V91H54ZM243 92V91H242ZM32 93V94H33ZM225 93V91L222 93V94H224ZM232 93V92H231ZM246 93V92H245ZM27 95V96H25V95ZM38 94V93H37ZM42 94V93H41ZM53 94V93H52ZM56 94V93H55ZM59 94V93H58ZM64 94V93H63ZM226 94V93H225ZM236 94V93H235ZM40 95V94H39ZM39 95H37L38 97H39ZM57 95V94H56ZM95 95H94V97H95ZM204 95V94H203ZM230 95V94H229ZM228 95V96H229ZM41 96V95H40ZM144 96H145V94H144ZM206 96V95H205ZM221 95H219V97H220ZM227 96V95H226ZM231 96V95H230ZM233 96H235V95H233ZM246 96V95H245ZM22 97V98H21ZM27 97V98H26ZM44 97H47L46 95L45 96H43V98ZM79 97H80V95H79ZM81 97H83V96H81ZM146 97V96H145ZM145 97H144V99H145ZM150 97H152V96H150ZM154 97V96H153ZM196 97V96H195ZM199 97V96H198ZM198 97H196V99L198 98ZM201 97V96H200ZM204 97V96H203ZM222 97V96H221ZM23 99L25 102H23V100H20V99ZM37 98V97H36ZM42 98V97H41ZM40 98V99H41ZM202 98V97H201ZM205 98V97H204ZM209 98V97H208ZM48 99V98H47ZM150 99V98H149ZM155 99V98H154ZM200 99V98H199ZM198 99V100H199ZM244 99V98H243ZM37 100H39V99H37ZM45 100V99H44ZM79 100V99H78ZM81 100V99H80ZM151 100V99H150ZM202 100V99H201ZM206 100V99H205ZM215 100V99H214ZM17 101V102H16ZM41 101V100H40ZM89 101V100H88ZM96 101V100H95ZM217 101V100H216ZM221 101H222V99H221ZM223 101H224V99H223ZM42 102V101H41ZM78 102V101H77ZM80 102V101H79ZM93 102H94V100H93ZM189 102V101H188ZM24 103V104H23ZM26 103V104H25ZM43 103V102H42ZM47 103V102H46ZM52 103H53V101H52ZM89 103H90V101H89ZM180 103H181V101H180ZM182 103H183V101H182ZM197 103V102H196ZM199 104H200V102H198ZM197 103V104H198ZM210 103H212V102H210ZM27 104H30V106H28ZM54 104V103H53ZM55 104H57V103H55ZM82 104V103H81ZM80 104V105H81ZM90 104H93V103H90ZM94 104H95V102H94ZM185 104V103H184ZM191 105H192V103H190ZM195 104V103H194ZM213 104V103H212ZM255 104V103H254ZM260 103H258V105H259ZM262 104H264V103H262ZM49 105V104H48ZM58 105V104H57ZM84 105V104H83ZM87 105V104H86ZM98 105V106H99ZM105 105H107V106H105ZM190 105V106H191ZM255 105H257V103L255 104ZM24 106V107H23ZM27 107V109H26V107ZM42 106V105H41ZM88 106H89V104H88ZM92 105H90L89 107H88V111L90 112V107H91ZM189 106V105H188ZM201 106V105H200ZM260 107H261V105H259ZM36 107H38V106H36ZM48 107V106H47ZM50 107V106H49ZM54 107V106H53ZM101 107H99V109L101 108ZM178 107H179V105H178ZM196 107H197V105H196ZM196 107H195V109H196ZM56 108V107H55ZM60 109H61V107H59ZM63 108V107H62ZM80 108V107H79ZM86 108H87V106H86ZM86 108H85V110H86ZM149 108V107H148ZM199 108V107H198ZM201 108V107H200ZM199 108V109H200ZM255 108H256V106H255ZM23 109L25 110V111H23ZM38 111H37V110ZM60 109H58V111H60ZM64 109L66 110V108L64 107ZM64 109H63V111H64ZM111 109V110H112ZM141 109V110H142ZM194 109V110H195ZM199 109H197L198 111H199ZM84 110V109H83ZM91 110H92V108H91ZM105 110H103V112L105 111ZM144 110H145V108H144ZM144 110H142V111H144ZM146 110H147V107H146ZM95 111V110H94ZM168 111V110H167ZM172 111V110H171ZM174 111V110H173ZM191 111V110H190ZM189 111V112H190ZM202 111V110H201ZM20 112H22V114L20 113ZM33 112V113H32ZM51 112V111H50ZM66 112V111H65ZM87 112V111H86ZM92 112V111H91ZM95 112H97V113H99V110L97 109ZM108 112V111H107ZM106 112V113H107ZM134 112V113H133ZM149 112V111H148ZM184 112V111H183ZM183 112H181V114H182V116L184 117V115H183ZM187 112V114H188V111H186ZM185 112V113H186ZM15 113L17 114H19V115H15ZM34 114V113H36L35 115H34V125L36 124L37 126H39V124L38 123H40L41 124V128H42V131H44L45 130V132L47 133H44V136H42V135H40L41 133H39L38 134V130H40V129H38L39 127H37V129H36V135L38 134V137L39 136H41L42 138H43V140L41 139L40 141H42L41 143L39 142V141H37V143H36V141H34L35 143H36V145H35V143H33L32 141L33 140H35V139H33L32 141H31V137H33V136H30L29 134H28V132L26 131L27 129L29 130V128H27L25 131H22V134H20V136H21V138H18L17 136H18V134L19 133H21V132H17V130L18 129H16V133H18V134H15V133H11L12 132V130H13V124H15L16 126H19V127H21V125H22V127H24V125H26L25 123H27V120L26 119H29V120H31V119H33V115L32 114ZM61 113H62V115L61 116H57L58 118H59V120H60V123L63 125L64 124V120L66 119V115H65V117H64V112H62L61 111ZM70 113H71V111H70ZM77 113H78V111H77ZM105 113V112H104ZM176 113V112H175ZM179 113V112H178ZM184 113V114H185ZM192 113H194V114H192ZM192 116L194 115V116H196V113L194 112V111H192ZM30 116H29V115ZM53 114H55V113H52V115ZM92 114V113H91ZM94 114V113H93ZM101 114V113H100ZM136 114H139L138 116H137V120L135 119V121H137V122H135V123H138L137 124V126H136V124L134 123V120H132V119H134L135 117V115ZM148 114V113H147ZM20 115H23V117H25V116H27L28 115V117H26L25 118V121L26 122H24L23 121V123L24 124H20L19 123V121H18V116H20ZM49 116H51L50 114H48ZM56 115H59L58 114V112H57V114ZM69 115V114H68ZM78 115V114H77ZM89 115V114H88ZM134 115V116H133ZM149 115H151V114H149ZM158 115V114H157ZM180 115V114H179ZM178 115V116H179ZM17 116V117H16ZM54 116V115H53ZM83 116V115H82ZM90 116H92V115H90ZM100 116V115H99ZM111 116V115H110ZM165 116V115H164ZM188 116V115H187ZM187 116H185V117H187ZM192 117V120L195 118L196 119V117ZM38 117V119H37V121H40V122H36V118ZM54 117H56V116H54ZM61 117H62V119H61ZM143 117V116H142ZM148 117V116H147ZM150 117V116H149ZM152 117V116H151ZM150 117V118H151ZM180 117H181V115H180ZM182 117V118H183ZM58 118H57V120H58ZM94 118H95V116H94ZM96 118H97V116H96ZM153 119H154V116L152 117ZM157 118H158V116H157ZM163 118V117H162ZM165 118V117H164ZM78 119V118H77ZM123 119V120H122ZM141 119V118H140ZM147 120H149L148 118H146ZM152 119V120H153ZM159 119V118H158ZM185 119V118H184ZM21 120H22V118H21ZM50 120H53V119H50L49 118V121ZM58 120V121H59ZM142 120H143V118H142ZM141 120V121H142ZM162 120V119H161ZM188 119H186V121H184V123L185 122H188L187 121ZM200 120V119H199ZM206 120V119H205ZM6 121V122H5ZM64 121V122H63ZM67 121V120H66ZM98 121V120H97ZM117 121V120H116ZM133 121V122H132ZM204 121V120H203ZM208 121V120H207ZM20 122H22V121H20ZM32 122H33V120H32ZM31 121H29L28 123H27V126L29 127V125L32 123ZM36 122V123H35ZM76 122V121H75ZM75 122H73V124L75 123ZM79 122V121H78ZM118 122V121H117ZM125 122V121H124ZM132 122V123H131ZM144 121H142V123H143ZM163 122L164 123H166L165 121H164V119H163ZM195 122V121H194ZM198 122V121H197ZM199 122H201V121H199ZM119 123V122H118ZM117 123V124H118ZM161 123V122H160ZM193 123V122H192ZM29 124V125H28ZM67 124V123H66ZM72 124V123H71ZM188 125H189V123H187ZM198 124V123H197ZM55 125V124H54ZM65 125V124H64ZM98 125V124H97ZM102 125V124H101ZM119 125V124H118ZM117 125V126H118ZM120 125L118 126L119 128H120ZM122 125H124V124H122ZM142 125V124H141ZM145 126L144 127H146V123L144 124ZM148 125H150V124H148ZM147 125V126H148ZM184 125V124H183ZM199 125V124H198ZM200 125H202V124H200ZM15 126V127H16ZM104 126V125H103ZM116 126V125H115ZM125 126V125H124ZM126 126V127H127ZM171 126V125H170ZM21 127V129H23ZM30 127H31V125H30ZM32 127H33V125H32ZM36 126H34V128H35ZM71 127H73L74 128V126H71ZM77 127H78V123H77ZM127 127V128H128ZM141 127V126H140ZM174 127V126H173ZM173 127L172 128H170V129H173ZM17 128V127H16ZM45 128H49L50 130H51V132L48 130V132L46 131V129ZM103 128V127H102ZM126 128V129H127ZM153 129V128H151V127H149L148 126V129ZM162 128V127H161ZM169 128V127H168ZM20 129V128H19ZM33 129V128H32ZM31 129V130H32ZM57 129V128H56ZM56 129H54V130H56ZM125 129V128H124ZM135 129H133L134 130V133H135V131H137L139 128H137L136 130ZM147 129V128H146ZM187 128H185L184 130H186ZM30 130V131H31ZM35 130V129H34ZM108 130V129H107ZM118 130V129H117ZM133 130H131V131H133ZM163 130V129H162ZM184 130H181V131H184ZM191 130V129H190ZM198 130V129H197ZM18 131H20V130H18ZM125 131V130H124ZM128 131V130H127ZM140 131H141V129H140ZM139 131V132H140ZM148 131V130H147ZM150 131V130H149ZM167 131L168 130H166V132H165V134L167 133ZM176 131H177V129H176ZM14 132V131H13ZM24 132V133H23ZM96 132V131H95ZM100 132V131H99ZM121 132V131H120ZM172 132V131H171ZM170 132V133H171ZM178 132V131H177ZM176 132V133H177ZM131 134V133H129V135H135V134ZM150 133V132H149ZM156 133V132H155ZM178 133H180V132H178ZM183 133V132H182ZM31 134V133H30ZM43 134V133H42ZM48 134H52V138H50V136L48 137ZM94 134H96V133H94ZM102 134V133H101ZM115 134V133H114ZM138 134H140V133H138ZM163 134V133H162ZM173 134V133H172ZM196 134V133H195ZM15 135H17L16 136V138H14V136ZM46 135H47V137H48V139H46ZM103 135V134H102ZM105 135V134H104ZM150 135V134H149ZM158 135V134H157ZM170 135V134H169ZM19 136V137H20ZM30 136V137H29ZM95 136H96V141H95ZM122 136V135H121ZM148 136V135H147ZM187 136H189V137H186V138H189L190 139V135H187ZM193 136V135H192ZM37 137V136H36ZM35 137V138H36ZM44 137H45V139L46 140H44ZM107 137H109V138H107ZM133 137H137V136H133ZM139 137H140V135H139ZM179 137V136H178ZM177 137V138H178ZM202 137V136H201ZM18 138V139H17ZM127 138H128V136H127ZM134 138V139H135ZM153 138H154V136H153ZM157 138V137H156ZM161 138V137H160ZM159 138V139H160ZM168 138V137H167ZM177 138H175V139H177ZM181 138H183V137H181ZM193 138H195L194 136H193ZM38 139V138H37ZM39 139H40V137H39ZM101 139V140H100ZM123 139H125V138H123ZM129 139V138H128ZM138 139V138H137ZM137 139H135L134 141L136 142H138V140ZM146 139V138H145ZM151 139H152V137H151ZM158 139V138H157ZM175 139L173 140V143H174V141H175ZM197 139H199V138H197ZM208 139V138H207ZM155 140V139H154ZM171 140V139H170ZM184 140H186V139H184ZM192 140V142H193V139H190V141ZM101 141V142H100ZM120 141V140H119ZM121 141H122V139H121ZM131 141H133V140H131ZM158 141V140H157ZM160 141V140H159ZM158 141V142H159ZM164 141V140H163ZM169 141V140H168ZM189 141V140H188ZM187 141V142H188ZM198 141H200V140H198ZM207 141V140H206ZM210 140H208L207 141V143L209 142ZM161 142V141H160ZM177 142V141H176ZM192 142H190L191 144H193ZM196 142V141H195ZM201 142V141H200ZM211 142V141H210ZM85 143V142H84ZM83 143V144H84ZM89 143V144H90ZM162 143V142H161ZM160 143V144H161ZM164 143V142H163ZM162 143V144H163ZM180 143V142H179ZM183 143H185V141L183 142ZM189 143V142H188ZM198 143V142H197ZM39 144H41L40 146H38V147H36L37 145H39ZM117 144L119 145V146H117ZM127 144V143H126ZM143 144H144V142H143ZM148 144V143H147ZM167 144V143H166ZM196 144V143H195ZM194 144V145H195ZM204 144V143H203ZM202 144V145H203ZM79 145V146H78ZM81 145V146H80ZM90 145H92V144H90ZM90 145H89V147H90ZM129 144H127V146H128ZM145 145V144H144ZM156 145V144H155ZM164 145V144H163ZM206 145V144H205ZM86 145H84V147H85ZM149 146V145H148ZM157 146H159L158 145V143H157ZM161 146V145H160ZM168 146V145H167ZM171 147H172V145H170ZM170 146H168V147H170ZM176 146V145H175ZM187 146H189V145H186V147ZM192 145H190L189 147H191ZM212 146V145H211ZM88 147V148H89ZM119 147H123V148H119ZM132 147H134V146H132ZM170 147V148H171ZM180 147H181V145H180ZM179 147V148H180ZM193 147V146H192ZM37 148V149H36ZM83 148V147H82ZM124 149L123 151L122 150H118V149ZM128 148H130L129 146H128ZM134 148H137V147H134ZM146 148H147V146H146ZM160 148V147H159ZM162 148V147H161ZM164 148H166V147H164ZM170 148H168V149H170ZM181 148H185V146H183V147H181ZM196 148V147H195ZM93 149H94V151H93ZM100 149V148H99ZM106 151H105V150ZM167 149V150H168ZM172 149V151H174L173 150V147L171 148ZM188 149V148H187ZM190 149V148H189ZM206 149H210V151H211V147L209 148V147H207ZM101 150H100V152H101ZM141 150H143V149H141ZM158 150H160V149H158ZM177 150V149H176ZM184 150V149H183ZM193 150V149H192ZM197 150V149H196ZM89 151V150H88ZM120 151H122V152H120ZM162 151H163V149H162ZM171 150H170V153L172 152ZM178 151V153H180L179 152V150H177ZM181 151V150H180ZM212 151H213V148H212ZM211 151V152H212ZM144 152V151H143ZM142 152V153H143ZM166 152V151H165ZM168 152V154H169V150L167 151ZM176 152V151H175ZM189 152V151H188ZM196 152V151H195ZM83 153V152H82ZM91 153V154H92ZM129 153V154H128ZM140 154H141V152H139ZM148 153V152H147ZM183 153H187L186 152V150H184V152ZM183 153H181L180 155H174L173 157H175V159L178 157V156H180V159L182 160V158L183 157H181V155L183 154ZM200 153V152H199ZM84 154V153H83ZM82 154V155H83ZM91 154L89 153V155L90 156H88V157H91ZM148 154H150V153H148ZM163 154H164V152H163ZM162 154V155H163ZM166 154V153H165ZM172 154H175L174 152H172ZM211 154V153H210ZM213 154H215V151H213ZM86 155V154H85ZM96 155H92V156H96ZM144 155V154H143ZM170 155V154H169ZM187 155V154H186ZM77 156H79V157H77ZM121 156H122V158H121ZM145 156V155H144ZM193 156V155H192ZM212 157H213V155H211ZM141 157V158H140ZM154 157V156H153ZM166 157H167V154H166ZM170 157H172L171 155H170ZM211 157V158H212ZM92 158V157H91ZM132 158V161L130 160ZM151 158V157H150ZM156 158H157V156H156ZM154 159V161L155 162H159V163H157V165L158 164H160V165H158V167L159 168H161L162 167V165H161V163L163 162V161H161L160 159V161L158 160V161H156L157 159ZM160 158V157H159ZM163 158H164V156H163ZM179 158V157H178ZM77 159H80L79 161L77 160ZM144 159V158H143ZM146 159V158H145ZM152 159V158H151ZM170 159H172V158H169V160L168 161H170ZM175 159H172V160H175ZM180 159H177V160H180ZM193 159H195V158H193ZM218 159H221V158H218ZM83 160V159H82ZM81 160V161H82ZM93 160V159H92ZM148 160H149V158H148ZM172 160H171V162H172ZM197 160V159H196ZM84 161V160H83ZM82 161V162H83ZM99 161V160H98ZM142 161H144V160H142ZM147 161V160H146ZM152 161H153V159H152ZM164 161H165V159H164ZM222 161V160H221ZM86 163H85V165L87 164V161H85ZM93 162V161H92ZM91 162V165L88 167L90 170H93L92 172H94V170H95V168H94V166H95V163L93 162L92 163ZM112 162V163H111ZM132 163L131 165L132 166H130V163ZM149 162H151V161H149ZM161 162V163H160ZM178 162V161H177ZM185 162H186V160H185ZM190 162V161H189ZM192 162H193V160H192ZM213 162V161H212ZM77 163L79 164V166L77 165ZM129 163V164H128ZM144 162H142V166H145V163L143 164ZM218 163V162H217ZM135 164V165H134ZM150 164V163H149ZM165 164H167V163H165ZM169 164V163H168ZM187 164H189L188 162H187ZM214 164H216V163H214ZM104 164H102V166L101 165H99V166H101L102 168L104 167L103 166ZM106 165V164H105ZM133 165H134V167H133ZM152 166H154L153 164H151ZM183 165V164H182ZM181 165V166H182ZM212 165V164H211ZM210 165V166H211ZM87 166H88V164H87ZM185 166H187L188 167V165H185ZM193 166H194V168H195V165L193 164ZM259 166H260V164H259ZM262 166V165H261ZM85 167V166H84ZM96 167V166H95ZM130 167V168H129ZM132 167V168H131ZM149 167V169H150V166H148ZM175 167H176V164H175ZM190 167V166H189ZM68 168H70V169H68ZM97 168V167H96ZM100 168V167H99ZM127 168V169H126ZM135 168V170H133ZM159 168L157 169V170H159ZM165 168V167H164ZM182 168V167H181ZM201 168V167H200ZM205 168V167H204ZM71 169H72V171H71ZM98 169V168H97ZM104 169V168H103ZM109 169H107V170H109ZM129 169V173L128 172H125L126 170H128ZM156 169V168H155ZM168 169V168H167ZM183 169H185V168H183ZM191 169V168H190ZM70 170V171H69ZM85 170H87L88 171V169H87V167H85ZM141 170H143V169H141ZM152 170V169H151ZM164 171H165V169H163ZM179 170V172H180V169H177V171ZM188 170H189V168H188ZM187 169H186V171H188ZM197 170V169H196ZM195 170V171H196ZM200 170H202V169H200ZM217 170V169H216ZM97 171V170H96ZM101 171V170H100ZM105 171V170H104ZM116 171V172H115ZM147 171H148V169H147ZM164 171H162L163 173H164V175H165V172ZM176 171V170H175ZM175 171H174V173H175ZM184 171V170H183ZM199 171V170H198ZM198 171H197V173H198ZM120 172H121V174H120ZM143 172V171H142ZM153 172H155V171H153ZM160 172V171H159ZM158 172V173H159ZM162 172H161V174H162ZM202 172V171H201ZM204 172V171H203ZM211 172V171H210ZM87 173V172H86ZM96 174H97V172H95ZM148 173V172H147ZM156 173V172H155ZM177 173V172H176ZM181 173H182V170H181ZM84 174V175H83ZM102 174H103V176H106V177H103V179H102ZM143 174H146L145 172H143ZM149 174H153V173H149ZM160 174V173H159ZM187 174V173H186ZM83 175V176H82ZM92 175V176H91ZM95 175V174H94ZM97 175V176H98ZM120 175V176H119ZM132 177H131V176ZM147 175V174H146ZM168 175V174H167ZM170 175V174H169ZM168 175V176H169ZM178 175V174H177ZM184 175V174H183ZM182 175V176H183ZM199 175V174H198ZM80 176H82L81 178H80V180H83L84 182H80L81 183V185L82 184H84L85 182V184L86 185H80L79 186V184L80 183H78V181H80V180H78L77 178H79ZM109 176V175H108ZM119 176V177H118ZM122 176V177H121ZM157 176H158V174H157ZM166 176V175H165ZM170 176H172V174L170 175ZM189 176V175H188ZM203 176V175H202ZM247 176V175H246ZM120 177H121V180H119L120 179ZM135 179H134V178ZM140 177V178H141ZM152 177H154V176H152ZM173 177V176H172ZM195 177V176H194ZM201 177V176H200ZM210 177V176H209ZM96 178V179H95ZM97 178H98V180H97ZM170 178V177H169ZM180 178V177H179ZM192 178V177H191ZM197 179H198V177H196ZM212 178V177H211ZM154 179H157V178H154ZM184 179V178H183ZM194 179V178H193ZM246 179V178H245ZM97 180V181H96ZM185 180V179H184ZM214 180V179H213ZM230 180V179H229ZM102 181V182H101ZM103 181H107L106 183L108 184H105ZM157 181H159V180H156V182ZM200 181V180H199ZM208 181V180H207ZM228 181V180H227ZM156 182H154L153 184H155ZM165 182V181H164ZM163 182V183H164ZM169 182V181H168ZM193 182H195V180L193 181ZM203 182V181H202ZM245 182V181H244ZM100 183L102 184V185H100ZM206 182L204 181V184H205ZM211 183V182H210ZM96 184H98V185H100V187H102L103 188V190H102V192L104 193V192H106L107 190H109V191H115L116 192V194L115 193H112V194H110V196H109V198H110V200H111V198H116V199H114V200H111V201H113V202H109L108 200H109V198H108V196L106 197V195L107 194H105V198H104V196H102L103 198H101V188L97 185V187H95V185ZM140 184H142L141 186H140ZM168 184V183H167ZM190 184V183H189ZM200 184V183H199ZM203 184V183H202ZM212 184V183H211ZM256 185H258L257 183H255ZM255 184H254V186H255ZM103 185H107V187L105 188V187H103ZM169 185V184H168ZM197 185V184H196ZM154 186V185H153ZM186 186V185H185ZM201 186V185H200ZM210 186V185H209ZM214 186V185H213ZM212 186V187H213ZM259 186H261V185H259ZM259 186H258V188H256V187H254V189L256 188V190L255 191H257V189H260L259 188ZM141 187H142V189H141ZM143 187H144V189H145V191H143L144 189H143ZM171 187H173V184L171 185ZM175 187H178V186H176L175 185ZM187 187V186H186ZM189 187H191L190 185H189ZM194 187H195V185H194ZM205 187H207L208 188V185L207 186H205ZM211 187V188H212ZM234 186H231V190H233V189H235L236 187H234ZM105 188V189H104ZM170 188V187H169ZM197 188V187H196ZM196 188H194V189H196ZM201 188V187H200ZM203 188V187H202ZM210 188V187H209ZM210 188V189H211ZM262 188V187H261ZM150 189V188H149ZM171 189V191H172V193L174 192L173 191V189H175L176 190V188H174L173 187V189L172 188H170ZM170 189H169V191H170ZM178 189V188H177ZM180 190H177V191H175V194L177 193V192H179L180 191V193H177L178 195L179 194H181L182 192H181V190L183 191V189H181V188H179ZM192 190H193V188H191ZM206 189V188H205ZM213 189H215L216 190V188H213ZM230 189V188H229ZM187 190L189 191V189L187 188ZM186 190V191H187ZM201 190V189H200ZM207 190H209V189H207ZM230 190V191H231ZM237 190V189H236ZM168 191V190H167ZM212 191V190H211ZM229 191V192H230ZM238 191H239V189H238ZM236 191L237 192V194L238 193H240L241 191ZM248 191V190H247ZM143 192V193H142ZM145 192V193H144ZM185 192V191H184ZM193 192H194V190H193ZM199 192V191H198ZM202 192V191H201ZM216 192H218L217 190H216ZM234 192H235V190H234ZM233 192V193H234ZM235 192V193H236ZM250 191H248L247 193H249ZM108 193H110V192H108ZM155 193H156V191H155ZM166 193V192H165ZM168 193V192H167ZM172 193H170V194H172ZM227 193V192H226ZM232 193V192H231ZM246 193V192H245ZM246 193V194H247ZM260 193V192H259ZM144 194H147V195H145L144 196ZM150 194V193H149ZM161 194V193H160ZM170 194L168 195L167 194V196L168 197H170ZM176 194V195H177ZM184 193H182V195H183ZM187 194V193H186ZM216 194V193H215ZM237 194H235L236 196H238ZM258 194V193H257ZM104 195V194H103ZM158 195H159V193H158ZM173 195H174V193H173ZM173 195H171L172 196V200H176V198H179L180 197V195L177 197L176 196V198H174V196ZM188 195H190V194H188ZM197 195V194H196ZM212 195V194H211ZM213 195H214V192H213ZM223 195H225V194H223ZM226 195H228V194H226ZM234 195V194H233ZM235 195H234V197H235ZM244 195V194H243ZM259 195V194H258ZM262 195H264V194H262ZM143 196L144 197H148V199L150 200L151 199V202L153 203V201L155 200V202L153 203V204H149V203H151V202H148V199L146 198V199H143ZM150 196V197H149ZM186 196V195H185ZM185 196H183L184 198H185ZM194 196V195H193ZM200 196V195H199ZM220 196V195H219ZM229 196V195H228ZM241 196H242V192L240 193V198H241ZM165 197V196H164ZM167 197V198H168ZM196 197V196H195ZM203 197V196H202ZM209 197V196H208ZM232 197V196H231ZM243 197V196H242ZM245 197H247V196H244V198ZM262 197V196H261ZM260 196H259V199L261 198ZM154 198V200H152ZM174 198V199H173ZM199 198V197H198ZM197 198V199H198ZM204 198H205V196H204ZM207 198V197H206ZM205 198V199H206ZM221 198V197H220ZM223 198V197H222ZM236 198H238V197H236ZM240 198H238V199H240ZM249 198L250 199H252V200H250V201H253V198H251V197H248V199L247 200H249ZM256 198H258V197H256ZM120 200V201H124L123 203L125 204V202L128 204V207H127V209L125 210V212H121V210L119 209V206H120V204H121V206L122 207H124V204H122V203H116L117 201L116 200ZM168 199H170V198H168ZM170 199V200H171ZM203 199V198H202ZM217 199V198H216ZM231 199V198H230ZM262 199H264V197H262ZM262 199H260V200H262ZM145 200H147V202L145 201ZM158 200V199H157ZM185 201V200H187L186 198L185 199H182L181 198V201L179 200L178 201V199H177V201L178 202H176V201H170V202H172V204H169L170 206L172 205V206H174L175 205V207L177 208V206H179V208L178 209H181L180 208V206L183 204V205H185L186 204V202H185V204L183 203V201ZM209 200V199H208ZM207 200V201H208ZM224 200V199H223ZM246 202H247V200H246V198L244 199ZM257 200V199H256ZM260 200H259V202H260ZM116 201V202H115ZM159 201V200H158ZM157 201V202H158ZM197 201V200H196ZM199 201V200H198ZM203 201H205V200H203ZM219 201V200H218ZM250 201H248L247 203H249ZM262 201H264V200H262ZM261 201V202H262ZM170 202H167V203H170ZM190 202H192V201H190ZM209 202V201H208ZM237 202V201H236ZM254 202V201H253ZM252 202V203H253ZM258 202V201H257ZM257 202H254V204L255 203H257ZM189 203V202H188ZM187 203V204H188ZM203 203V202H202ZM204 203H207V202H204ZM203 203V204H204ZM251 203V202H250ZM117 204V205H116ZM160 204H162L161 202H160ZM220 204V203H219ZM235 204V203H234ZM141 205H144V207H141ZM157 205H159V203L157 204ZM156 205V206H157ZM167 205V204H166ZM169 205H167V206H169ZM207 205H210V203L209 204H207ZM232 205H233V203H232ZM240 205V204H239ZM244 205V204H243ZM248 205H250V204H248ZM253 204H251V206H252ZM260 205L262 206V204L260 203ZM163 206H164V202H163ZM170 206H169V208H170ZM186 206V205H185ZM216 206V205H215ZM223 206V205H222ZM227 206H229V205H227ZM233 206H235V205H233ZM246 207H247V204L245 205ZM254 206V205H253ZM252 206V207H253ZM118 207V208H117ZM160 207V206H159ZM162 207V206H161ZM166 207V206H165ZM182 207V206H181ZM192 207V206H191ZM195 207H198V206H196L195 205ZM204 207V206H203ZM213 207V206H212ZM172 209H170V212L172 211V212H174V210H173V208L174 207H171ZM184 208V207H183ZM182 208V209H183ZM193 208L194 207H192V210H193ZM210 208H211V206H210ZM216 208V207H215ZM236 207H234L233 209V211H235L236 212V209H235ZM245 208V207H244ZM255 208V207H254ZM256 208H257V205H256ZM255 208V209H256ZM129 209H131V211L130 212H127V211H129ZM162 209V208H161ZM175 209V208H174ZM188 209V208H187ZM222 209V208H221ZM226 209V208H225ZM231 209V208H230ZM238 209V208H237ZM242 208H240V210H241ZM261 209V208H260ZM154 210H156V209H154ZM177 210V209H176ZM192 210H191V212H192ZM196 210V209H195ZM194 210V211H195ZM198 210H199V207H198ZM228 210H229V208H228ZM239 210V211H240ZM262 210H264V208H262ZM158 211V210H157ZM167 211V210H166ZM184 211V210H183ZM187 211H189V210H187ZM212 211H213V209H212ZM222 211V210H221ZM233 211H232V213H233ZM238 211V210H237ZM253 211V213H254V210H252ZM144 212V211H143ZM171 212V213H172ZM201 212V211H200ZM206 212H208L209 213V210L208 211H206ZM205 212V213H206ZM220 212V211H219ZM231 212V211H230ZM242 212V210L239 212V215H240V213ZM244 212V211H243ZM242 212V213H243ZM245 212H246V210H245ZM257 212L258 211H256V216L255 217H251L252 218V220H251V218H249L250 217V215H248V217L246 218V216H245V218L246 219H248V220H246V221H248L247 223H244V224H247V225H249L248 226V229H249V227H250V230H249V232L248 231H242V233L243 232H245V234L243 233V235H245L244 237H243V235L241 236V234H239V233H237V234H239V237H236L234 240L236 241V239H237V241L238 242H240L241 243V241L240 240H243L244 238L246 239L247 238V240H248V238H249V240L247 241V240H245L244 239V243L245 242H249V244L247 245L246 243H245V246H244V243L242 244L246 249V251H249V247H251V244L254 242L255 244H257V247L260 245L261 247H264V213H261L260 214V212H258L259 214H257ZM262 212V211H261ZM144 213H146V212H144ZM156 212H154L153 214H155ZM168 213V212H167ZM178 213H179V211H178ZM177 213V214H178ZM197 214H198V212H196ZM204 213V212H203ZM247 213V212H246ZM245 213V214H246ZM251 213V212H250ZM252 213V216L254 215ZM138 214H140V215H138ZM160 214V213H159ZM188 214L190 215V211L188 212ZM193 214H194V212H193ZM192 214V215H193ZM197 214H195V215H197ZM210 214V213H209ZM222 214H223V212H222ZM229 213H227V215H228ZM235 214V213H234ZM233 214V215H234ZM244 214V213H243ZM157 215V214H156ZM166 215V214H165ZM187 215V214H186ZM201 215V214H200ZM205 215V214H204ZM224 215V214H223ZM232 215V214H231ZM233 215L231 216V217H233ZM237 215V214H236ZM242 215V214H241ZM247 215V214H246ZM151 216V215H150ZM167 216V215H166ZM194 216V215H193ZM199 216V215H198ZM207 216H208V214H207ZM235 216V215H234ZM145 217H147V218H145ZM162 217V216H161ZM170 217V216H169ZM201 217H203L202 215H201ZM211 217V216H210ZM218 217H219V215H218ZM218 217H217V220H218ZM244 217V216H243ZM167 218V217H166ZM184 218H187L186 216L184 217ZM220 218V217H219ZM236 218H238V216H236ZM235 218V221L237 220ZM180 219V220H179ZM189 219H191V218H189ZM193 219V218H192ZM205 221H206V219H205V217L203 218ZM202 219V220H203ZM220 219H223V218H220ZM227 219H229V218H227ZM187 220V219H186ZM201 220V219H200ZM212 220V217H211V219L210 220H208V222L209 221H211ZM217 220H215V221H217ZM224 220V219H223ZM222 220V221H223ZM149 223H148V222ZM152 221H153V219H152ZM164 221V220H163ZM177 221L179 222V223H177ZM194 221V220H193ZM219 221V220H218ZM228 221V220H227ZM234 221V222H235ZM238 221V220H237ZM147 222V223H146ZM191 223H192V221H190ZM189 222V223H190ZM240 222H241V219H240ZM244 222V221H243ZM155 223V222H154ZM167 223V222H166ZM190 223V225H191V228H192V230L193 231H198V230H200L201 228H204V229H206L207 227V229H206V232H205V234L203 235V237L200 239V241H199V257H198V260L196 261V264H236V263H238V264H244V259H246V258H249L248 256H250V255H248V253H247V255H245L246 253H244L243 251V254L245 255V256H247V257H244L243 258V260H241L242 262L240 263V261L239 262H234V260L235 259H233V254L234 253H236V254H234V255H237V256H235V258L237 257H239V259L240 258H242L243 257V255L240 257L239 255H241L240 253H242L241 251H239V255H238V253H237V251H238V248H237V251H235L234 253H233V248H231V251H232V256L233 257H231V256H229V255H227V253H223V252H225L223 249H226L227 247H224L223 246V242H221V238H219V235L217 234V232L218 233H220L219 231H220V229H221V227H220V229H219V227H218V229L217 230H219V231H216L215 233L217 234V238H216V236L215 237H213L212 235L213 234H211V231H210V223L208 224H206V223H204V221L201 223V222H199V223H195V222H193V224H191ZM227 223V222H226ZM232 223V222H231ZM212 224V223H211ZM213 224H216L215 222L213 223ZM221 224V223H220ZM239 224V223H238ZM241 224H243V223H241ZM153 225H155V224H153ZM159 225V224H158ZM164 225V224H163ZM167 225V224H166ZM221 225H223V224H221ZM233 225V224H232ZM218 225H216L215 227H217ZM230 226H231V224H230ZM239 226V225H238ZM246 226V225H245ZM214 227V228H215ZM237 227V225L235 226V228ZM243 227V226H242ZM242 227H240L241 228V230L242 229H244V228H242ZM152 228V229H151ZM155 228V229H154ZM159 228V227H158ZM167 228V227H166ZM169 228H170V226H169ZM177 228H178V230H177ZM164 229V228H163ZM209 229V231H207ZM213 229V228H212ZM223 229H224V227H223ZM226 229V228H225ZM246 229H247V227H246ZM246 229H244V230H246ZM154 230V231H153ZM213 230H215V229H213ZM227 230V229H226ZM230 230V229H229ZM228 230V231H229ZM232 230V229H231ZM235 230V229H234ZM240 230V231H241ZM156 231H159V230H157L156 229ZM239 231V232H240ZM222 232V231H221ZM226 232V231H225ZM166 233V232H165ZM165 233H164V235H165ZM170 233V232H169ZM214 233V234H215ZM228 233V232H227ZM230 233V232H229ZM234 233H236V232H234ZM241 233V232H240ZM215 234V235H216ZM162 235V236H161ZM223 235V234H222ZM234 235H236V234H234ZM166 238V239H164V238ZM177 237V238H176ZM231 237H233V236H231ZM242 237H243V239H242ZM226 238V237H225ZM176 239V240H175ZM231 239V238H230ZM168 240H170V242L168 241ZM175 240V241H174ZM223 240V239H222ZM168 241V242H167ZM228 240H226V242H227ZM236 241V242H237ZM213 242V243H212ZM234 241L232 240V243H233ZM236 242H234L237 246H238V242L236 243ZM251 242V243H250ZM212 243V244H211ZM233 243V245L232 246H234L235 244ZM254 243H253V245H252V247L254 246ZM224 245H225V243H224ZM229 245V244H228ZM235 245V246H236ZM241 245V246H242ZM226 246H227V243H226ZM236 246V247H237ZM247 246H248V248H247ZM229 247H231V245L229 246ZM239 247V246H238ZM251 247V248H252ZM261 247H259V249L261 248ZM223 248V249H222ZM241 248H243V247H241ZM240 248V249H241ZM236 249V248H235ZM255 249V248H254ZM226 250H229L228 248L226 249ZM242 250H244V249H242ZM258 250V249H257ZM253 251V250H252ZM255 252H257L256 251V249L254 250ZM253 251V253H251V255L253 254L254 255V252ZM251 252V251H250ZM231 253V252H230ZM261 253H264V252H261ZM229 254V253H228ZM258 254V253H257ZM231 255V254H230ZM256 255V254H255ZM251 257H253V256H251ZM250 257V258H251ZM257 257V256H256ZM233 260H232V259ZM254 258V257H253ZM259 258V257H258ZM260 258H262V257H260ZM259 258V259H260ZM254 259H256V258H254ZM258 259V260H259ZM251 260V259H250ZM253 260V259H252ZM251 260V261H252ZM261 260V259H260ZM262 260H264V259H262ZM246 262H247V260H245ZM250 261V262H251ZM249 262V261H248ZM253 262V261H252ZM260 262V261H259ZM257 263V262H256ZM255 263V264H256ZM262 263V262H261ZM246 264V263H245ZM251 264V263H250ZM253 264H254V262H253Z\"/></svg>",
	"mask_w": 264,
	"mask_h": 264
},
{
	"label": "clouds",
	"instance_id": "obj_3",
	"mask_svg": "<svg viewBox=\"0 0 264 264\" xmlns=\"http://www.w3.org/2000/svg\"><path fill=\"white\" fill-rule=\"evenodd\" d=\"M240 70L244 75L245 84L253 103L264 102V58H261L254 48L243 47ZM180 227L183 234L180 243L187 247V255L192 264H196L199 257V241L206 229L201 228L198 231H193L187 221Z\"/></svg>",
	"mask_w": 264,
	"mask_h": 264
}]
</instances>
